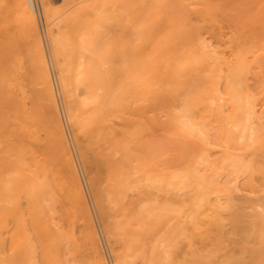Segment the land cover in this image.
<instances>
[{
	"label": "rangeland",
	"instance_id": "374dc122",
	"mask_svg": "<svg viewBox=\"0 0 264 264\" xmlns=\"http://www.w3.org/2000/svg\"><path fill=\"white\" fill-rule=\"evenodd\" d=\"M15 1V2H14ZM83 1V2H82ZM141 1H143L142 2V4L140 3ZM149 1L150 0H148V2L146 1V0H127V2H125V1H122V0H49V3H50V9H51V11L53 12V10L55 11V18L54 19H52L51 20V22H52V24L50 23V21H48L49 19H48V17H47V13H46V8H45V3H44V0H33V4H34V13H35V15H36V19H37V21H38V26H39V29H40V34H41V37H42V41H43V44H44V51H46L45 52V54L47 55L46 57H47V60H48V65L50 66V69H49V71H51V73H50V75L52 76L51 77V79H52V84H53V88H54V91H55V96H56V101H57V105H58V110H59V113L61 112V114H60V118H61V120H62V124H63V128H64V131H66L65 133L67 134L66 136H67V139H69L68 140V143L70 144L69 146H70V151H71V154H72V158H73V161H74V163H75V165H76V168H77V171H78V174H79V178H80V182H81V184H82V187L84 188V192H85V194H86V199H87V205H88V208H89V210H90V218L89 217H87V215L83 212V211H81V210H79L80 209V207H79V205H78V203H76L75 201H74V199L72 200V198H70V196H67V193H65V191H67L68 190V188L70 187L71 188V182H70V180H68V181H66V180H63V179H61V178H64L65 176H66V174L68 175V172H67V170H66V166L64 165V164H62V162H61V160H60V154L57 152V149L55 150V148L54 147H49V145L47 144V146H46V143H51V141H50V138L48 137V136H51L50 134L52 133V131L51 132H49L50 130H51V128H50V126H49V124L48 123H50L51 122V119H49L50 117H52V116H50V115H48L47 113V109L49 108H45L44 106H43V103L44 102H40L39 101V104H40V106H41V109H39L38 111H46L47 113H44L43 112V115H42V112L41 113H39L38 112V114H37V112L34 114V118H37L36 116H38V117H40L41 116V118L43 117V119L42 120H45V122H46V120H48V123L46 124L44 121H42L41 120V118H40V120L41 121H39V123L41 124V125H43V130H41V131H38L37 129H41L42 128V126L40 127L39 126V123L37 124V122L38 121H35L34 120V123L35 124H37L36 126H35V124H33L32 122V124L31 123H26V125L24 124L25 122H23L24 120H23V118H25V117H23V116H21L22 114H24V108H22L21 107V110L20 111H22V112H20L21 113V115H20V113H19V110H17L20 106H27L26 108H27V110L26 111H29V113H32V108H35V109H38V107H37V105L35 106V105H33V104H35L34 102H35V99L32 97L34 94H33V92L35 93V91H33V90H42V84L41 83H39V81L37 80H35V79H37V78H40V76H37V75H35V74H37V71H35V69L34 70H30V63L28 62V58H31L32 60H33V58H34V56H35V53L33 54L32 52H33V50H35V49H30L31 48V46H32V48H33V44L31 45V42H33L32 41V37L31 36H27V33H25L26 31L27 32H29L30 31V28H28V27H25V25H24V23H25V21H24V18H23V16L24 17H26L25 16V14L22 12V14L20 13L21 11L20 10H17L18 8H19V5H21V4H19L18 3V0H0V73H1V71H4L3 73H4V75L7 73L6 71H8V73H9V75H10V78L11 79H8L9 78V75H7L8 77H7V79H6V77L4 76V77H1V75H0V78L2 79V81L4 82H2L3 84H1V82H0V199L2 200H0L1 202H2V206H1V202H0V206L2 207H0V225L2 226V227H0V264H95V260H97L98 258L101 260V261H103L105 264H148V262H149V260L151 261V262H149V264H151V263H155V264H169V262H170V264H172V262H173V260L175 259V262H173V264H195L196 262H195V260L197 259V255H198V258H199V260H200V264L201 263H205V264H223V262L221 261L222 259H223V257H225V256H227V255H231V254H234L235 252H234V247H235V245H236V240H239L240 238L242 239L243 237H242V233H244V224H246V219H248V218H250V217H256V215H257V213H260V210H261V208L259 209V207L258 206H256V205H258V202L260 201V199H259V201L256 199V197H262V199H263V195H264V193H262V191L261 190H263L264 188H263V186H264V178H263V173L261 174V171H259L258 170V168L259 167H262V168H264V160L262 161V162H259L258 160H257V158H256V155L258 154V153H261V157H259L260 156V154H258L257 156H258V158H262V159H264V142H262L261 143V145L258 147V145L259 144H256V143H258V142H256L255 144H253V146L251 145V143H249L251 140L252 141H254V140H257V141H259V138L261 137V139H262V136H264V134L262 135V136H260L259 137V135L261 134V133H264V129L262 128V126H264L263 124L260 126L263 130H261L259 133H258V136L257 137H255V135H252V138L250 139V140H248V139H246L245 140V138H241V137H239L237 134H239L237 131H236V127H234V128H230V126H228V124L226 125V126H228V127H225V126H222V124H221V122H227V117L228 116H226V118H224L225 116H223V115H226V113L228 114V110H227V105L226 106H224V104L227 102L226 100H225V83H226V78L223 76V80H220L219 78L217 79V75H219V74H222L223 75V73L225 74L226 73V70H227V72L230 74V75H232V76H234V77H236L237 78V82H239L238 84H239V86H238V89H239V91L241 92V93H243V94H246L247 92H249L250 93V95H251V98H252V100L254 101V110H255V115H256V118H257V121L258 122H262V123H264V105H263V101H264V33L262 32V31H264V23H263V26H262V24L260 23V21L261 22H264V21H262L263 19H264V17H263V13L264 12H260L261 10H262V8L261 7H263V9H264V2L262 3V4H259V3H261L262 1H264V0H256V1H258L257 2V4H259V5H261V6H259V5H257L255 2H252V1H250V0H244V2H242L243 0H241V3H242V6H241V4H240V0L239 1H237V0H235V2L237 3V4H240V6L241 7H243V4H246V5H244V7L242 8V9H244L245 10V7L247 6V8L250 10L251 9V11H249V13L250 12H252L253 13V20H250L251 21V23L253 24H250V25H248V24H242V25H244L243 26V29L245 30V32H243V30L240 28V29H238L239 27H242V26H240L239 25V27L237 26V25H235V24H238V22L240 23L241 22V19H242V21L244 22V21H246V18H250V17H252V16H250V15H252V13L251 14H245V13H248V12H246V11H242V9H241V7H239V5H237L236 3H235V5H237V8L235 7V5L233 6L232 4H231V2L232 3H234V0H231L230 1V4H231V6H229L228 5V7H227V4H229L227 1L228 0H226V2H225V0H216V2L214 3V1L215 0H195L194 1V3L195 2H199L198 3V5L196 6V4H193V2L191 1V0H189L192 4H187L186 2V4H184V2H182V5H185L184 7H183V11H187V12H185V14H183V13H179L178 11V6L176 7V6H173V5H176L177 3L179 4L180 2V0H176V2L177 3H175V4H173L172 5V3L173 2H175V0H171L172 2H171V5H172V7H174L175 9H176V11H177V13L178 14H180V15H182L183 14V16H185V17H181V16H179L180 18H177L176 19V22H170V20H168V17H170V18H172V16H173V18L172 19H175V17H177V16H175L173 13H175V11L173 12V13H169L168 11H170V12H172L171 10L173 9L172 7V9L171 8H169L168 9V7L169 6H171L169 3H170V0H167V1H169V3L167 4L168 6H167V9L165 8V10L166 11H164V7H163V11H164V13H166V15L161 11V9L160 8H162L161 7V1H162V3L164 2H166V1H163V0H161V1H159V0H157L158 1V5L157 6H159V8L158 7H156L155 9H157V11L160 9V11L163 13V16H165L162 20V23H160V24H158L159 22H161V20H160V17H162L161 16V12H159L160 13V16H158V18H157V14H158V12H156L155 13V9H153V11H154V13H155V18H156V21L154 20V17H153V15L151 16V15H149V14H151V12H148V10L147 9H149V11L151 10L150 8L152 7H150L149 5H151L152 3H153V7L152 8H154L155 6V4H156V2L157 1H155V0H152V1H150L151 3L149 4ZM184 1V0H183ZM220 1V2H219ZM247 1H250V2H252L253 4L252 5H250V4H248V2ZM81 2V3H80ZM85 2V3H84ZM125 2V4H123ZM130 2H133V4L130 6ZM136 4H135V3ZM140 3L142 6V8H143V6H146L145 4L146 3H148L147 5L149 6L147 9H146V11H141V9H140V11H138L139 9L137 8V9H135L134 10V8L132 9V6H134V7H139L140 6V4H138V3ZM217 2H219L220 4H218ZM223 2H225V3H223ZM249 2V3H250ZM80 3V4H79ZM128 5H127V4ZM44 4V5H43ZM135 4V5H134ZM166 4H165V6H166ZM177 4V5H178ZM204 4H205V6H204ZM225 4H226V6H225ZM66 5V6H65ZM70 5V6H69ZM125 5H127V6H125ZM186 5L187 6H191L192 5V10L190 9L189 10V8L188 7H186ZM193 5H194V8H193ZM223 5V6H222ZM249 5V6H248ZM61 6H64V7H61ZM128 6H130L129 8L130 9H128ZM164 6V5H163ZM181 6V5H180ZM179 6V7H180ZM202 6V7H201ZM224 7L223 9L224 10H226L227 12H225L223 15H224V17H222V13H221V11L222 12H224L223 10H221L222 9V7ZM261 8L260 9V11H258L259 10V7ZM67 9H66V8ZM195 7H197V8H195ZM227 7V9H225ZM232 7H235V8H233V9H231ZM54 8V9H53ZM58 8V9H60V11L58 12V9L56 10V9ZM62 8H63V10H62ZM146 8V7H145ZM181 8V7H180ZM201 8V9H200ZM229 8V9H228ZM247 8H246V10H247ZM22 9V8H21ZM124 9V10H123ZM144 9V8H143ZM142 9V10H143ZM182 9V8H181ZM218 9V10H217ZM240 9V10H239ZM255 9V10H254ZM256 9H257V11L258 12H260L259 13V15H261L262 16V18H260V16L258 17V18H260L261 20H259L257 17H256V14H254L255 12L254 11H256ZM129 10H132V11H129ZM134 10V11H133ZM138 11V12H135V11ZM229 10H231V11H229ZM254 10V11H253ZM125 13H124V12ZM183 11H181V12H183ZM215 12V11H217V13L216 14H218V13H220V14H218L219 16L221 15V18H225V17H227L225 14H229V15H231L230 17H233V18H231L230 20H229V18L230 17H227L226 19H223L224 20V24H223V22L222 21H220V17H219V19L217 20H214L216 17L218 18V16L216 15V17L213 15V16H211L213 13L212 12ZM229 11V12H228ZM264 11V10H263ZM129 12H131L132 13V15L134 14V17H135V15H137L136 17H137V19H139V17H140V20L141 19H144V21L145 22H147L146 20V17L147 18H149L148 19V23H153V24H151V25H149L148 26V24L146 23V25H145V28L143 27V25H142V23L144 22V21H140L139 20V22L132 16L130 19H132L133 20V18H134V20L135 21H137V23H139L140 24V26H141V28L142 29H144L143 31H144V33H142V35H141V33L139 34V35H141L142 36V39L141 40H137V39H140V37L138 36H136L135 34L136 33H134L137 29L136 28H138V27H136L135 28V26H132V24H133V22H132V20H131V22L130 21H126V19H127V17L129 16L130 17V15L128 14ZM140 12L142 13V14H145V15H142L141 14V16H143L142 18H141V16H140ZM208 12L211 14H208ZM234 12V13H233ZM241 12H243V14L242 15H244V17L243 16H241ZM20 13V14H19ZM130 13V14H131ZM153 13V12H152ZM167 13H169V14H167ZM237 13H240V14H238L237 15ZM121 14H123L122 15V18H120L121 16ZM201 14H203V15H201ZM234 14H236V15H234ZM21 15V16H20ZM23 15V16H22ZM52 15H53V13H52ZM57 15H61V17H59V16H57ZM138 15H139V17H138ZM159 15V14H158ZM240 15V16H239ZM246 15H248L247 17H245ZM254 15H255V17H254ZM124 16V17H123ZM167 16V17H166ZM188 16H189V18L191 19H189L188 18ZM257 16H258V14H257ZM199 17H202V18H199ZM213 17H214V19H213ZM235 17V18H234ZM238 17H242V18H240V20H239V18ZM21 18V19H20ZM152 18H153V20H152ZM199 18V19H198ZM206 18H209V19H206ZM238 19V21L237 22H234L235 21V19ZM254 18H256V19H258L259 20V22H257V23H259L258 25H257V23L255 22V24H254V20L255 21H257L256 19H254ZM60 19V20H59ZM159 19V22L157 21ZM169 21V23H168V21ZM189 19V20H188ZM202 19V20H201ZM234 19V20H233ZM244 19V20H243ZM128 20H129V18H128ZM149 20L150 21H152V22H149ZM178 20V21H177ZM207 20V21H206ZM209 20V21H208ZM222 20V19H221ZM228 21V22H226V21ZM232 20H233V23H234V25H230V23L229 22H232ZM60 21V22H59ZM134 21V22H135ZM173 21H175V20H173ZM217 21V22H216ZM248 21H249V19H248ZM248 21L247 22H244V23H248ZM253 21V22H252ZM124 22V23H123ZM166 22V23H165ZM216 22V23H215ZM219 22V23H218ZM226 22V23H225ZM136 23V22H135ZM155 23H157V25H155ZM192 23H193V25H192ZM200 25H199V24ZM205 23H206V25H205ZM213 23V24H212ZM215 23V24H214ZM242 23V22H241ZM58 24H59V26H58ZM124 24H125V27H124ZM138 24V25H139ZM186 25V26H184V25ZM201 24H203L202 25V28L204 29L203 30V32H202V28L200 27L201 26ZM227 24V25H226ZM261 24V26H259ZM29 25V23H27V26ZM97 25V26H96ZM133 25H135V24H133ZM138 25H136V26H138ZM182 25V26H181ZM199 25V27L197 28V26ZM225 25V26H224ZM245 25H248V26H245ZM256 25V26H255ZM96 26V30H93L92 32H91V34L93 35V34H95V36L97 37L96 39H95V36H93V38L90 36V33H88V32H90V30L92 29V27H93V29H94V27ZM157 26V27H156ZM175 26V27H174ZM176 26L177 27H179V26H181V28H184V27H186V29H183V31H182V29L179 27L178 29L180 30L181 29V31H175V32H177V34H174V33H172L171 35H174L175 37L176 36H179L180 37V34H181V36L183 35V33H186L187 34V31L189 30L190 31V29L193 31V32H189V33H192V35L194 34V36H193V38H192V36L190 37V38H188V40H190V39H193V40H195L193 43H194V45L196 46L197 44H196V42L197 43H200L201 45H202V43L200 42V40H199V37H200V39L201 38H203V41H205L206 40V42H207V44H208V41L210 40L211 41V39H212V41L210 42L209 41V44H208V47H207V44H205L206 45V47H205V49H207V48H209V49H213V51L215 52H213V51H211L212 53H210V51H209V49H207V50H205L204 51V53H203V50L202 49H200V48H198V46H197V48H194L195 46L193 45V43H192V41L190 40L189 42H187L188 40H186L185 41V39H186V37H188V36H190V34L188 35H186V37H183V38H181L180 37V39H182V40H179V38L178 37H176V38H172V37H174V36H172L171 37V35H169L171 32H174V30H176V29H174V28H176ZM193 26V27H192ZM195 26V27H194ZM216 26H218V27H216ZM227 26V27H226ZM237 26V27H236ZM251 26H253V28L251 27ZM79 27H82V28H80L79 29ZM124 27V28H123ZM187 27L189 28V29H187ZM226 27V28H225ZM245 27V28H244ZM248 27V28H247ZM257 27H259V28H257ZM22 28V29H21ZM58 28H59V30H58ZM97 28H99V29H97ZM140 28V27H139ZM140 28V29H141ZM152 28H154V29H152ZM200 28V29H199ZM211 28V29H210ZM212 28H215V29H217V30H213ZM260 28H262L261 30L262 31H260ZM62 29V30H61ZM77 29H79V30H77ZM90 29V30H89ZM125 29V31L123 32V30ZM194 29H196V30H194ZM234 29H237L238 30V32H243V33H236L237 32V30H235L234 31ZM255 29V30H254ZM63 30H65V34L67 35V36H64V35H62V34H59L60 36L62 35V37H63V40H62V38H61V42H64L65 44H71L70 46L71 47H76V48H80V46H82V45H79V44H85L84 46H86L87 44H86V41L87 42H90L91 40H93V39H95L94 41H91V42H94V43H96V40H98L99 39V37H100V40L101 41H105V44L108 42V44L109 43H111V46H115L114 48H112L111 46H109V47H111V48H109V47H107L104 43H103V45L104 46H102V42L100 43V41L98 42V44H99V46H97L96 44V46L99 48V49H97V47L95 48V49H89V50H87L86 49V51H88L87 53H85L86 54V56L88 57V58H94L95 59V57H94V54H93V51H95V53L97 52V53H99V54H105V52L107 51V50H109V52H107V53H109V54H114V55H116L114 58L116 59V60H118L117 58H118V56L120 55V59H121V57H122V59H124V61H116L115 59L113 60V58L111 57V55H109V54H105V55H108V56H110L111 57V59L113 60V61H116L117 63H113L112 65H114L115 66V68H117V66H119V64L120 63H122V64H124V65H127V66H125L124 67V65H123V70L121 69H116V70H119V71H121L120 73H124V71H125V76L124 77H122V75L117 71V73L116 72H111V71H108V69L110 70V67H112V66H106L107 65V63H105V66L103 65H101L102 64V61H101V59L99 60L98 58H100L99 57V55L98 56H96V57H98L97 58V62L93 59L92 61H90V62H95L93 65L95 66V64L96 63H98V61H99V63H100V65L102 66V67H99V66H97L96 65V67H99V68H97L98 70H101L100 68H102V70H107V71H103L102 73H103V75L104 74H106V76L104 75H102V73H99V71L97 70V72L100 74H98L97 72H96V70H94L95 72L93 73L92 71V69H96V67L95 68H92L93 66H92V64H91V70H90V73L89 74H92L93 76L92 77H90L89 75H88V77H87V79H88V83L90 82V84H91V82H94L95 84V86L96 87H94V85H93V87L94 88H96V89H99L97 86H99L100 87V85H105V86H112V84H111V82L114 84V82L117 80V84H116V82H115V84L116 85H121V86H119V87H121V88H124L125 89V94H124V89H120L119 87H118V89H120V90H118V89H116L117 87H114L116 90H118V91H116V90H112V88L113 87H111V89H106V94H107V98H108V100H107V102H108V104H107V102H105L104 103V101L103 100H106L105 98H103V100L102 101H100L99 103L101 104H99L98 102H95V104H94V102H93V104L94 105H96L95 106V108L96 107H98V109L100 110V107L102 108L103 107V105H102V103H104L105 105H104V108H102V110L104 111L103 113V118L105 117V119H106V124L107 125H109L108 123H107V120L109 121V123L112 125V127L113 128H110V125H109V128H108V126L105 124V119H104V125L103 124H101L100 122H102V121H100V118L98 117L100 114H96V115H98L97 117H98V119H94V121H93V126L92 125H90L91 127L90 128H87V127H89V124H91V121H90V123L88 122L92 117V113H101V111H98V109H95V108H93V109H95V110H93L92 109V104H89V103H91L90 102V100L89 101H87L86 100V97H87V99L89 98V96H87V94H85L83 91H81V92H83L86 96H84L83 94H75V87H74V85L75 84H73V81L75 80V77H78V75L77 74H75V72H74V70L72 71V73H71V80H72V84H73V94H72V98L73 99H71V101H73L75 98V102H73V103H70L71 105H73L75 108H79V109H77L78 110V113L80 112L81 113V111H82V113L80 114V115H83V116H86V114L88 115V113L89 112H91V113H89L91 116H88L89 117V119L88 118H86V117H84V119L86 120L87 119V122L84 124V125H82V123L84 122H81L82 121V119L80 120V125L81 126H83V127H86V128H84V129H82V130H84L85 131V133H86V135L84 134V132H80V130L78 131L77 129H75L76 127H75V125L76 124H74V122L71 120V119H69L70 117L68 116V113H67V109H68V106H66V104L68 105V103H67V101H66V98H65V96H64V94H63V89H62V87H61V84H60V77H59V75H60V73H59V70H57L58 69V63H57V60H56V58L54 59V57H53V55L54 54H52V48H53V46H51L52 45V31H55V33L56 34H58V33H61V31H62V33H63ZM80 30H84V31H80ZM127 30V31H126ZM134 30V31H133ZM169 30V31H168ZM185 30V31H184ZM187 30V31H186ZM227 30V31H226ZM231 32H230V31ZM241 30V31H240ZM252 30H254V31H252ZM258 30V31H257ZM15 31V32H14ZM68 31V33H66ZM77 31V32H76ZM138 31H140V30H138ZM164 31H165V33H166V35H167V33H168V35H169V37H171V38H169L168 37V35L166 36L165 35V33H164ZM195 31H196V33H195ZM262 32L261 33V35H259V33H258V35L256 34L257 32ZM58 32V33H57ZM85 32V33H84ZM96 32L100 35H98V34H96ZM141 32H142V30H141ZM201 34H200V33ZM78 33H79V35H84V34H89L88 36H89V38H87L88 36L87 35H84V36H81V37H79V35H78ZM84 33V34H83ZM153 33V34H152ZM7 34H8V36H7ZM29 35H31L30 33H28ZM144 34V35H143ZM198 34H200V35H198ZM238 34V35H237ZM263 34V35H262ZM59 35H58V37H59ZM69 35V36H68ZM78 35V36H77ZM163 35H165V38H167L166 39V41L167 42H165L164 40H163V38L161 39V37L163 36ZM195 35L197 36V37H195ZM257 35V36H256ZM11 36V37H10ZM86 36V41L84 42L83 40H82V37H83V39H84V37ZM136 36V37H135ZM184 36V35H183ZM249 36V37H248ZM252 36H253V38H252ZM258 36H260V37H258ZM16 37V38H15ZM26 37V38H25ZM27 37H29V41H28V39H27ZM65 37H66V39L68 40V41H72V42H68L67 40H64L65 39ZM160 37V42H157L158 41V38ZM164 37V36H163ZM237 37V38H236ZM90 38H91V40H90ZM164 38V39H165ZM178 38V39H177ZM249 38V39H248ZM255 38V39H254ZM27 39V40H26ZM51 39V40H50ZM59 39H60V37H59ZM71 39V40H70ZM169 39V40H168ZM177 39V40H176ZM81 40V42H79ZM161 40H163V41H161ZM177 42H176V41ZM244 40V41H243ZM14 41V42H13ZM117 41V42H116ZM136 41H138V42H136ZM142 41H144V42H142ZM169 41V42H168ZM174 41H175V43H174ZM178 41H179V43L181 42V41H183L182 43H183V45L185 44L186 46H182L181 44V46H179V48H180V50H186V53L185 54H183L184 56H186L185 57V59H186V61L184 62L183 60H185V59H182V60H178L177 58V60L174 58L173 60V64L175 63V60L178 62V63H176V64H174V65H176L177 66V68H179V66L178 65H180V67H181V63L184 65V64H188V65H186L187 67H185V65H184V67H183V69H177L175 66L174 67H171L169 70L173 73V76H172V73L171 72H169V70L167 71V69H166V71L165 72H167L165 75H169V76H172V78L173 77H178V76H175V75H179V78H178V81H177V79L175 78H173L174 79V81L175 82H177L178 83V85H176V83H175V86H173L174 84V82H173V80H171V78L168 76H164L163 77V75H164V72H163V69L162 70H160V68L158 69V67H157V63L155 64V63H153V59L152 58H154V60L157 62V60L156 59H158L157 57H162V56H160L159 55V53L163 50V48H164V46H165V44H167V43H171L172 42V46H174V44H176V43H178ZM185 41V42H184ZM251 41V42H250ZM162 42H164L165 44L163 45V43ZM3 43V44H2ZM64 43H62L63 45H65ZM115 43H117V44H115ZM156 44V47H155V45L154 44ZM162 43V45H163V47L162 46H160L159 47V45ZM179 43L178 44H176V48H177V45H179ZM107 44V45H108ZM115 44V45H114ZM134 44V45H133ZM137 44V45H136ZM138 44H139V49H137L138 48ZM257 44H259L258 46H257ZM31 45V46H30ZM62 45V47L64 48V46ZM92 45V44H91ZM110 45V44H109ZM118 45H119V47H118ZM124 47H123V46ZM133 45V46H132ZM135 45H136V47L137 48H135ZM152 45V46H151ZM191 45H193V47L191 46ZM210 45V46H209ZM212 45H214V46H212ZM29 46V47H28ZM69 46V47H70ZM94 46V45H93ZM106 46V47H105ZM122 46V47H121ZM257 46V47H256ZM102 47V48H101ZM104 47L105 48H108L107 50H105L104 49ZM158 47V48H157ZM183 47V48H182ZM190 47V48H189ZM260 47H262L261 49H260ZM65 48H67L68 49V47H65ZM64 48V51H66L67 49H65ZM78 48V49H79ZM92 48V47H91ZM167 48H170V45L168 44V46L166 47V49ZM248 48H250V50H252L251 48H253V49H255L254 50V54H252V51H250L251 53H249V51L247 50ZM102 49H103V51H102ZM115 49V50H114ZM170 49H172L171 51L173 52H175V47H172V48H170ZM178 49V48H177ZM244 49V50H243ZM80 50V49H79ZM169 50V49H168ZM190 50V51H189ZM196 50V51H195ZM216 50H217V52H216ZM222 51L221 53H223V54H221L220 53V51ZM246 50V51H245ZM258 50V51H257ZM5 51V52H4ZM13 51V52H12ZM77 51V50H76ZM112 51V52H111ZM163 51H166L165 49L163 50ZM162 51V52H163ZM178 51V50H177ZM191 51H195V53H196V55H195V53L193 54ZM240 52V54L243 56H241L240 58V60H241V62H239L237 65H235V67L233 66V65H230L231 64V62H230V60H231V57H232V53L233 52ZM67 52V51H66ZM85 52V51H84ZM117 52L119 53V52H121V53H119V55L117 54ZM208 52V53H207ZM219 52V53H218ZM261 52V53H260ZM20 53V54H19ZM148 53H151V54H153V56L151 57L150 56V54H148ZM164 53V52H163ZM202 53V56L203 57H206V59L205 60H201L200 58H199V56H200V54ZM218 53V54H217ZM69 54V53H68ZM68 54L67 55H65V53L63 54V56L65 55V57H67L68 56ZM148 54V55H147ZM161 54V53H160ZM166 54V56L167 55H169L168 54V51L165 53ZM186 54H188V55H186ZM209 54V61L207 60L208 58V55ZM211 54V55H210ZM212 54H214V55H212ZM10 55V56H9ZM70 55V54H69ZM92 55H93V57H92ZM104 55V56H105ZM155 55H156V57H155ZM174 55V54H173ZM183 55H175L176 57L177 56H180V57H182ZM195 55V56H194ZM206 55V56H205ZM256 55V56H255ZM26 56V57H25ZM102 56V55H101ZM148 56H150V57H148ZM174 56V57H175ZM197 56V57H196ZM213 56V58H210V57H212ZM107 57V56H106ZM147 57V58H146ZM168 57V56H167ZM202 57V58H203ZM27 58V59H26ZM87 58V59H88ZM108 59H106V58H102V59H105V60H109V61H111V59H109V57H107ZM196 58H197V60H198V62H197V60H196ZM27 61H26V60ZM136 59H138V60H136ZM141 59H143V61H141L140 62V60ZM147 60V61H145V60ZM160 59V58H159ZM158 59V60H159ZM179 59H181V58H179ZM217 59V60H216ZM257 59V60H256ZM17 60V61H16ZM68 60V59H67ZM89 60V59H88ZM152 60V61H151ZM167 60V58L165 59V58H163V61H166ZM200 60V61H199ZM214 60V61H213ZM215 60L217 61V62H215ZM224 60V61H223ZM4 61V62H3ZM101 61V62H100ZM112 61V62H113ZM137 62V64H136V62ZM149 61H150V64H148L149 63ZM154 61V62H155ZM160 61V60H159ZM161 61H162V59H161ZM161 61H160V63H161ZM163 61H162V66H164L165 64H167V62H165V63H163ZM167 61H169V59L167 60ZM181 61H183V62H181ZM195 61L197 62V63H195ZM219 61V62H218ZM223 61V62H222ZM1 62H3L2 64H1ZM71 62H72V60H71ZM104 62V61H103ZM111 62V63H112ZM131 62V63H130ZM133 62V63H132ZM140 62V63H139ZM144 62H146L144 65H143V63ZM194 62V63H193ZM205 64V62H207L205 65L203 64V63ZM227 62V63H226ZM68 63L70 64V62L68 61ZM127 63V64H126ZM139 63V64H138ZM152 63L153 64H155V66L157 67H155L156 68V70H155V68L153 67V65H152ZM203 64V66L202 65H200L201 66V68H200V66L198 67V69L200 68L201 69V71H203L204 69H205V75H207V77L209 78H206V76L205 75H203L202 74V72L201 71H199L196 67H194L195 65L196 66H198L199 64ZM252 63V64H251ZM13 64V65H12ZM28 64V65H27ZM104 64V63H103ZM109 64H110V62H109ZM129 64V65H128ZM132 64L136 67L135 68V70H134V72L136 71V75H137V73H139V74H142V78L140 79V80H142L144 77H145V75H144V71L142 72V73H140V71L141 70H137V69H141V67H139V66H142L143 67V69L145 70V74L146 75H148L149 73V75L148 76H150V78L149 77H147V78H149L150 80H157L158 78L160 79L161 78V75H162V78L163 79H166L165 77H167V79L169 80L170 79V83H171V81H172V83L171 84H173L172 85V87L170 86H167L168 84H167V82H166V84H165V86H164V83L165 82H163V79H162V83H163V85H161L162 83H160V80L158 79V84H160L162 87H160L159 88V86L156 88V87H154V86H152V90H155V91H157V92H153L154 94H151V93H146L145 94V97H143V95L144 94H141V93H145V92H143V90L142 89H144L142 86H139V84H138V86L140 87L139 89H141L140 91H139V89L137 90L138 91V93H136V95L134 96H132L130 93V96L131 97H138V98H136V99H138L137 100V102H136V99H134V98H131L130 99V97H128L129 96V94H127L128 92H129V90H130V85H131V82H128V85H129V88H126V81H124L125 79H129V80H131L132 79V77H134V75H135V73L133 72V69L131 68L132 67ZM158 64H159V62H158ZM192 64V66L191 67H194L193 68V72H191V69L189 68L190 66L189 65H191ZM195 64V65H194ZM27 65V66H26ZM72 65V64H71ZM117 65V66H116ZM139 65V66H138ZM150 65H152V68L156 71V73H155V71H151V69H149L150 70V72H148V74H147V69L148 68H150ZM227 65V66H226ZM246 65V66H245ZM9 66V67H8ZM29 66V67H28ZM32 66V65H31ZM70 66V65H69ZM138 66V67H137ZM147 66V69L145 68ZM159 66V65H158ZM162 66H161V68H162ZM173 66V65H172ZM206 66V67H205ZM222 66V67H221ZM231 66V67H230ZM233 66V67H232ZM256 66H258V67H256ZM5 67V68H4ZM17 67V68H16ZM21 67V68H20ZM108 67V68H107ZM119 67H122L121 65L119 66ZM127 67V68H126ZM211 67V68H210ZM216 67V68H215ZM254 67H256L255 69H254ZM15 68V69H14ZM34 68V67H33ZM33 68H31V69H33ZM72 68V67H71ZM104 68V69H103ZM107 68V69H106ZM114 68V67H113ZM112 68V69H113ZM129 68V69H128ZM186 68V69H185ZM190 69V71L189 70H187V69ZM223 68V71H222V73H221V69ZM124 69H127V70H124ZM130 69H132L131 71V73H130ZM165 69V68H164ZM195 69H197V71H195ZM218 69H220V70H218ZM14 70V71H13ZM115 70V71H116ZM157 70H160V71H162L163 73H159V72H157ZM255 70V71H254ZM257 70V71H256ZM16 71V72H15ZM17 71H18V73H17ZM33 73H32V72ZM113 71H114V69H113ZM127 71H129V72H127ZM177 72V73H174V72ZM182 71V72H181ZM199 71V72H198ZM211 71H213V73L211 72ZM11 72V73H10ZM15 72V73H14ZM92 72V73H91ZM111 72V73H110ZM153 74H152V73ZM182 74H181V73ZM190 72V73H189ZM201 72V73H200ZM208 72V73H207ZM35 73V74H34ZM108 73H110V74H112V75H110V74H108ZM119 74V75H121V76H119L118 75V77L116 76V74ZM154 73L155 74H157V73H159V74H161L160 75V77H158V75L156 76H154ZM193 73V74H192ZM203 73H204V71H203ZM207 73V74H206ZM210 73V74H209ZM211 73L213 74V75H211ZM219 73V74H218ZM247 73V74H246ZM16 74H17V78L18 79H16ZM59 74V75H58ZM76 76H75V75ZM98 75V77L97 76H95V75ZM115 74V76H116V78L115 77H113V75ZM153 76H152V75ZM175 74V75H174ZM211 75V76H213V77H215L216 76V80H217V82L220 80V81H222L221 83H220V86H219V83H218V85H215V86H217L216 88H217V90L219 91L218 93H215V91H214V94L213 95H211L212 93H213V91L211 92L209 89L211 88L212 89V84H211V80L210 79H212L213 80V82L212 83H214V78H211L209 75ZM215 74H217V75H215ZM112 76L111 78H113L114 79V82L113 81H111L110 83H109V79H111V78H108L109 76ZM135 75V76H136ZM195 77H198V78H195ZM215 75V76H214ZM254 75V76H253ZM36 76H37V78H36ZM102 76V78H103V80H101L100 79V77ZM139 76H141V75H139ZM138 76V77H139ZM144 76V77H143ZM152 76V77H151ZM190 76V77H189ZM202 76V77H201ZM241 76V77H240ZM26 77H28V78H26ZM74 77V78H73ZM104 77H106V78H104ZM120 77H122V78H120ZM145 77V78H146ZM156 79H155V78ZM158 77V78H157ZM188 79H187V78ZM192 77H193V79H192ZM219 77H222V76H219ZM254 77H259V81H257V78L256 79H254ZM261 77H263L262 78V80L260 79ZM3 78H5L4 80H3ZM13 78V79H12ZM95 78H98L97 80H98V84H96L97 82H95L96 81V79ZM144 78V79H145ZM152 78H154V79H152ZM182 78H184V79H182ZM192 79V82L193 83H189L188 81H191V79ZM203 78V79H202ZM225 78V79H224ZM243 78V79H242ZM32 79V80H31ZM36 81L35 83H37V85L36 84H34V80ZM78 79H80V77L78 78ZM112 79V80H113ZM120 79L121 80H123V82L126 84H124L123 85V83L120 81ZM166 79V80H167ZM197 80V79H199V81H198V83L196 82V84H198L199 85V83H200V86L201 87H203V89H206L207 88V94L208 93H210V95H211V97H208V99H205L204 98V96L207 98V96H209V95H207L206 94V92H205V94H203L202 93V91L200 90V94L199 93H197L198 95H204V96H202V97H199V98H203V100H205L204 102H209L210 100L211 101H213L212 99H214V101H216L215 100V97L218 99L217 101H216V103H218V106L216 105V106H214V102L212 103V104H210L209 105V103H208V105H207V103H206V105L208 106V108L206 107V106H197L198 105V103H199V105H201V100L199 99V101H198V103H196V106L198 107V109H197V111H193V112H198V113H194V118H196V119H199V121H197V126H199V123H200V118H202L201 119V123L203 124L204 122H206L205 120H207V123L205 124L204 123V125H206V127L208 126L209 127V131H210V128L212 129V127H213V129L214 128H219V130L218 129H216V130H218V131H216V130H214L215 131V133L214 134H212L213 133V129L211 130V132H207L208 130H206V128H205V126L204 125H202V124H200V126H202L201 128H202V130L200 129V127H198V131H203L202 133L204 134V132H205V130H206V133L205 134H208V135H205V137L207 138L206 140H205V142H204V136H202V133L200 132V133H198V131H197V134H199L198 136H199V139H198V137L197 136H195V134H193V135H190V133H186L188 130L187 129H185V130H187L186 132H185V130L184 129H182V128H180L177 124H178V122H175V121H178V120H176L177 118H175L174 117V114L175 113H178V112H181L182 110V108L181 107H183V108H185L184 106H186L187 105V99H185V98H187V97H185L184 95H186L185 93H183L184 91L185 92H188V90L187 89H189V88H187V84H189V86H192L191 84H195L194 83V81L195 80ZM201 79H202V81H201ZM205 79V80H204ZM206 79H208V81L206 80ZM8 80V81H7ZM12 80V81H11ZM18 80V82H14V81H17ZM19 80H21L20 82H19ZM27 80L29 81V83H30V85H28L29 83L27 82ZM76 80H77V78H76ZM91 80V81H90ZM101 80V81H100ZM147 80V79H146ZM184 80V81H183ZM31 81V82H30ZM33 81V82H32ZM78 81V80H77ZM105 81H108L107 83H109V84H105V83H103V82ZM118 81H120L121 82V84H120V82L118 83ZM9 82V88H10V86L12 87L11 88V90L7 87V83ZM145 82H147V81H145ZM181 82V84H179ZM183 82H184V84L186 85H184L183 84ZM188 82V83H187ZM201 82H202V84H201ZM256 82H258V83H260V85L258 84V83H256ZM13 83H16V84H14V85H12ZM19 83V84H18ZM40 85H39V84ZM102 83V84H101ZM130 83V84H129ZM246 83V89H247V92H246V89H245V86H244V84ZM11 84V85H10ZM26 84H27V86H26ZM82 84V83H81ZM81 84H79L80 85V87H81ZM93 84V83H92ZM92 84H91V86H92ZM140 84H144V82H140ZM170 84V85H171ZM183 84V85H182ZM215 84H217L216 82H215ZM2 85V86H1ZM136 85V84H135ZM157 85V84H156ZM155 85V86H156ZM182 85V86H181ZM206 85V86H205ZM244 86V90H243V86ZM15 86H17V87H15ZM82 86H84V84L82 85ZM124 86V87H123ZM178 86V87H177ZM180 86H181V88H180ZM184 86V87H183ZM215 86L213 87V88H215ZM251 86H254L255 87V89L256 90H253V88H251ZM14 87V88H13ZM21 87L23 88V89H25L24 91H22V89H21ZM39 87V88H38ZM80 87H78L79 89H80ZM85 87V86H84ZM166 87H168L167 89V91H166ZM180 88V89H182V90H179V89H177V88ZM205 87V88H204ZM220 87V88H219ZM241 87V88H240ZM261 87V88H260ZM6 88H8V89H6ZM31 88V89H30ZM77 88V89H78ZM82 88V87H81ZM160 89V91L159 90H157V89ZM171 88V89H170ZM172 88H174V90L175 89H177L178 90V93L177 94H181L180 96H178L177 95V97H175L174 95H175V92H177V90L174 92V90L172 89ZM186 88V89H185ZM192 88H196V86L194 85V86H192ZM198 88H199V86H198ZM44 89V88H43ZM77 89H76V91H77ZM127 89V90H126ZM151 89H147L148 90V92L151 90ZM190 89H191V87H190ZM260 89H263V91H261ZM8 92H7V91ZM45 90V89H44ZM43 90V92L45 93V91ZM81 90H83V88L81 89ZM171 90H173V92H174V95H172L173 93H171ZM187 90V91H186ZM214 90V89H213ZM251 90V91H250ZM257 90H258V92H260V94L258 93L257 94ZM9 91L10 92H12V93H9ZM22 91V92H21ZM97 91V90H96ZM98 91H101V89L100 90H98ZM97 91V92H98ZM120 91H122L121 93H120ZM166 91V92H165ZM182 93H181V92ZM210 91V92H209ZM37 92V91H36ZM40 92V91H39ZM78 92H80V90H78ZM245 92V93H244ZM23 93H24V96H23ZM117 93H120L122 96H120V95H116ZM123 93V94H122ZM202 93V94H201ZM220 93H221V95H220ZM249 93H247V94H249ZM28 94H31L30 96L32 97V98H29V95ZM42 93H39V95H41ZM101 94H103V92L101 93ZM106 94H103V95H106ZM182 94H183V96H182ZM223 94V95H222ZM36 95H37V93H36ZM35 95V96H36ZM39 95H37V96H39ZM45 95V94H44ZM83 95V96H82ZM89 95V94H88ZM102 95V96H103ZM110 95H112V96H110ZM150 96V98H149V96ZM76 96V97H75ZM115 96V97H114ZM117 96V97H116ZM126 96H127V100H134V101H123V99H125L126 98ZM146 96H148V98H149V100L147 99L146 100ZM171 96V97H170ZM197 96V95H196ZM214 96V97H213ZM223 98V102H221L222 100H221V97ZM21 97V98H20ZM25 97L27 98L28 97V100L26 99L25 101V103L26 104H24V99H25ZM40 97V96H39ZM104 97V96H103ZM120 97H122V99H120ZM142 97V98H141ZM213 97V98H212ZM85 98V99H84ZM109 98H110V100L112 101V102H114V104H117L116 105V109H117V106L118 105H120V106H118V109H117V111H116V109H115V111H114V109H113V111H114V113L112 112V111H109V110H111L110 109V107H113V108H115L114 107V105H112V102L109 100ZM118 98V99H117ZM143 98H145V100L147 101H142V99ZM171 98H173V99H171ZM183 98V99H182ZM197 98V97H196ZM211 98V99H210ZM22 99V100H21ZM34 99V100H33ZM41 99V97L39 98V99H37V101L38 100H40ZM45 99V98H44ZM64 99H65V101H64ZM90 99V98H89ZM175 99V100H174ZM183 101H182V100ZM184 99H185V102H184ZM210 99V100H209ZM31 100L32 101H34V102H31ZM144 100V99H143ZM172 100H173V103H172ZM181 100V101H180ZM220 100V101H219ZM21 101H22V103H21ZM80 101H82V102H80ZM85 101H87V104H88V106H87V104H83V102H85ZM111 103H110V102ZM46 102H47V100H46ZM66 102V103H65ZM102 102V103H101ZM120 102V103H119ZM139 102V103H138ZM146 102V103H145ZM169 102V103H168ZM181 102V103H180ZM185 103V105H183L184 103ZM221 102V103H220ZM262 102V103H261ZM110 103V104H109ZM122 103V104H121ZM127 103H131V104H128L127 106H126V104ZM133 103V104H132ZM136 103V104H135ZM149 103V104H148ZM152 105H151V104ZM171 103H172V105H171ZM183 103V104H182ZM223 103V104H222ZM260 103V104H259ZM23 104V105H22ZM31 104V105H30ZM36 104H38V102H36ZM75 104V105H74ZM125 104V105H124ZM138 104V105H137ZM148 104V105H147ZM165 104V105H164ZM171 105V107L169 106V105ZM176 106H174V105ZM178 104V105H177ZM182 106H181V105ZM203 104V103H202ZM220 104H221V106L223 105V109L221 110L220 108H221V106H220ZM30 105V106H29ZM48 105V103H46V106ZM84 105V106H83ZM99 105H100V107H99ZM110 105V106H109ZM112 105V106H111ZM124 105V106H123ZM133 105H135L136 106V108H135V106H133ZM31 106H32V108H31ZM40 106H39V108H40ZM78 106V107H77ZM106 106H108L107 108L109 109H105V107ZM133 106V107H132ZM143 106V107H142ZM150 106V107H149ZM152 106V107H151ZM154 106V107H153ZM157 106H159V108H157ZM179 106V107H178ZM196 106H194V108H196ZM215 108H214V107ZM87 107V108H86ZM122 107H124L125 109L123 110V112H124V114L122 113ZM141 107V108H140ZM160 107H163V109L164 110H161L162 108H160ZM170 107V108H169ZM173 107H174V110H172L173 109ZM87 109V110H84L83 111V109ZM91 108V109H90ZM121 108V109H120ZM144 108V109H143ZM180 108V109H179ZM34 109V110H35ZM90 109V110H89ZM120 109V110H119ZM129 110V111H131V114H129L128 113V111H126L127 113H125V110ZM132 109V110H131ZM142 109V110H141ZM149 109V110H148ZM150 109L152 110V111H150ZM157 109V110H156ZM169 109V110H168ZM213 109H215L214 110V112H213ZM17 110V111H16ZM81 110V111H80ZM92 110V111H91ZM118 110H119V112H118ZM144 110L145 111H147V112H144ZM168 110V111H167ZM172 110V112H170ZM194 110V109H193ZM196 110V109H195ZM201 110V111H200ZM211 110V111H210ZM35 111H37V110H35ZM35 111H33V113L35 112ZM85 111H88V113L87 112H85ZM95 111V112H94ZM96 111H98V112H96ZM108 112V116L111 118H109L107 115H106V113ZM121 111V112H120ZM137 111V112H136ZM150 111V112H149ZM155 111H157V112H155ZM158 111H159V113H158ZM173 111H176L175 113L173 112ZM109 112H111L112 113V115L110 116V114L111 113H109ZM136 112V113H135ZM150 113V115H149V113ZM151 112H152V114H151ZM165 112V113H164ZM28 113V114H29ZM33 113H32V115H33ZM49 113H51L50 111H49ZM148 115V117H146V115ZM156 113V114H155ZM174 113V114H173ZM225 113V114H224ZM134 114V117L135 118H133V115ZM141 114H143V116L141 115ZM160 114V115H159ZM203 114H204V116H206L205 118H204V116H203ZM213 114V115H212ZM257 114H260L259 116H257ZM31 115V116H32ZM94 115V114H93ZM96 115L94 116V117H96ZM102 115V114H101ZM100 115V116H101ZM124 115V116H123ZM126 115V116H125ZM159 115V116H158ZM162 115H164V117L162 116ZM195 115H197L196 117H195ZM45 116V117H44ZM50 116V117H49ZM171 116V117H170ZM172 116H173V118H172ZM23 117V118H22ZM29 117V116H28ZM69 117V118H68ZM102 117V116H101ZM113 117L115 118V119H113ZM126 117V118H125ZM137 117V118H136ZM152 117V118H151ZM167 117V118H166ZM242 117H244V116H239L238 118H239V120L240 121H244V120H246L245 119V117L244 118H242ZM46 118V119H45ZM82 118V117H81ZM124 118V119H123ZM129 120H128V119ZM148 118H150L149 120H148ZM162 118V119H161ZM174 120V121H172V119ZM175 118V119H174ZM204 118V119H203ZM207 118H209V119H207ZM241 118V119H240ZM255 118V119H256ZM33 118L32 117H29V121H31ZM38 120H39V118H37ZM113 119V120H112ZM141 120V119H143V121H138V120ZM146 119V120H145ZM166 119H167V121H166ZM196 119H194L195 121H196ZM224 119V120H223ZM261 119V120H260ZM26 120H27V122H29L28 121V118H26ZM96 120H98V122H99V124L98 125H96L95 123V121ZM112 120V121H111ZM131 120V121H130ZM148 120V121H147ZM164 121H166V122H164ZM181 121V120H180ZM256 121V120H255ZM256 121V122H257ZM44 122V123H43ZM112 122V123H111ZM120 122V123H119ZM125 122V123H124ZM131 125V123L133 122V126L131 125V128H129L130 126H129V124ZM131 122V123H130ZM141 122V124L143 123V125L141 126V124H139ZM168 122H170V123H168ZM256 122H255V124H256ZM88 123V125H86ZM127 123V124H126ZM136 123H138L137 125H138V128H136L137 126H135L136 125ZM156 123V124H155ZM175 123H176V125H175ZM180 124V126H183V124L184 123H182V125H181V122H179ZM224 123V124H225ZM117 124H120V125H117ZM128 125L127 126V128H126V126H123V125ZM196 124H195V126H196ZM221 124V125H220ZM27 125H29V126H27ZM33 125V126H32ZM106 125V129H105V127H104V131L105 130H107V132L108 133H110L111 132V129L114 131V133H113V131L111 132L112 133V135L110 134V135H108V133H105V132H99V130L96 128V127H98L99 126V128L101 127V126H105ZM113 125H115V126H113ZM144 125L146 126V128L144 127ZM149 125V126H148ZM231 125V124H230ZM258 125H260L259 123H258ZM48 126V127H47ZM139 126H141V127H139ZM204 126V127H203ZM221 126L222 127H225V128H228V129H225V128H223L222 130H220L221 129ZM256 126V125H255ZM35 127V128H34ZM36 127H37V129H36ZM114 127H117V129L116 128H114ZM126 128V130L128 129V130H132L133 132H134V130H135V132L134 133H136V136H135V134H131L130 135V132H131V130L129 131V132H127V131H125V133L123 132V128ZM148 127V128H147ZM161 127V128H160ZM185 128H186V125L184 126ZM207 127V128H208ZM231 127H233L232 125H231ZM257 127V126H256ZM24 128H27V132H30V134H32V135H25V133H24ZM96 128V129H95ZM124 128V129H125ZM197 128V127H196ZM257 128H259V127H257ZM37 131H36V130ZM87 129V130H86ZM90 129V130H89ZM110 129V130H109ZM114 129H116V131H118L117 133H119V131H120V134H121V137H119L120 136V134H117L118 135V137L116 136L115 137V139H112V138H114V136L116 135V132H115V130ZM122 129V130H121ZM140 129V130H139ZM144 129V130H143ZM194 129H195V127H194ZM224 129H225V131L227 132L229 129L231 130V129H233V130H231L230 132H232L233 131V134L234 133H236V135H234V141H235V143H229V141L230 142H233V138H232V136L233 135H229V134H226V132L224 133ZM235 129V130H234ZM47 130H49V131H47ZM98 130V131H97ZM101 130H102V128H101ZM154 130V131H153ZM157 130V131H156ZM184 130V131H183ZM191 131H192V129H190ZM197 130V129H196ZM195 130V131H196ZM47 131V132H46ZM121 131H122V133H124V134H122L121 133ZM138 131H141L140 133L138 132ZM142 131H143V133H142ZM223 131V132H222ZM26 132V131H25ZM40 132V133H39ZM92 132H93V134H92ZM97 132H98V134L100 135V137L101 136H105L104 138L106 139V140H104L102 137V139L101 140H104V142H106V143H108V146H106L107 144H103V143H99L98 144V141H101L100 140V137L99 136H97L98 134H97ZM130 135V138L131 139H129V136H128V134ZM188 132H190V131H188ZM194 132V131H193ZM221 132V133H220ZM46 133H47V135H46ZM48 133H50L49 135H48ZM83 133V134H82ZM90 134L91 135V139L89 138L90 137V135L88 136L87 134ZM151 133V134H150ZM222 133H224V134H222ZM40 134V135H39ZM78 134H81V135H78ZM104 134H106V135H104ZM114 134V135H113ZM137 134H138V136H137ZM196 134V135H197ZM21 135H23L22 137H20ZM44 135V136H43ZM46 135V136H45ZM92 135H93V137H92ZM122 135L123 136H125V137H122ZM152 135V136H151ZM153 135H155V136H153ZM213 135H215L214 137H213ZM226 135V139H225V141H222V142H220L222 139L221 138H223V136H225ZM27 136H29V137H27ZM81 136V137H80ZM112 138H111V137ZM135 136V137H134ZM157 136V137H156ZM203 138H202V137ZM209 136H211V139H210V137ZM236 136V137H235ZM24 137L27 139V138H29V140H27L29 143H31V142H33L31 145L29 144V149L31 150L32 149V151H29L28 150V153L30 154V155H34V156H36L37 158H38V160H40L41 158H44V159H41L40 161L42 162V163H44L47 167L49 166V168H51V169H49V168H47V180H48V182L50 183V190H51V197L54 199H50V196H47L48 197V203H47V200H46V198L47 197H45V198H42L41 196L42 195H40L39 196V194H41V192H40V188H39V186L37 187L36 186V188H35V185H36V183H35V179H36V177H37V172H38V168H37V166L35 165V163H34V161L32 162L29 158H28V156H29V154L28 153H24V148H21V147H19V145H20V143H21V146L22 147H24ZM48 137V138H47ZM85 137H87V139H89V141L90 140H92L91 142H93V144L91 145V147H92V149H94V150H96V153L99 151L98 150V147L97 146H102V147H104V146H106V147H108V149H111L110 150V153H113V154H108V157L110 156V155H117L119 152H117V149H118V147L119 146H115V148H113L114 146L113 145H117V142L119 143L118 145H120L121 147H123L124 149H122L121 150V148H120V154L119 155H117V156H115L116 157V159H117V161L114 159V158H112V159H114L112 162H120L122 159H124L123 161H121V164H125V167H121V168H119V169H121L120 170V174H122L121 173V171H124V170H128V172H131V173H127L126 174V172L124 173L123 172V175L124 174H126V176H127V178H128V176L130 177V179L128 178V179H126L124 182L122 181V183H124L126 186L124 187V188H122V183H121V181H120V185H121V187H118V186H114V185H116V184H118L116 181H117V176H115L116 178H114V179H116V183L114 184V182H113V180L111 179V177L113 176V175H115L116 173H117V175H118V173H119V169L117 168V167H114V166H116V164H114V166L112 165V168L110 169L111 170V172L110 173H108L107 172V170H106V168H104L106 165H109V163H107L108 161H107V157H105V161H106V165H105V162H104V160L102 161V160H98L97 161V159H99V158H97L95 155V153H93L94 151L90 148V147H88V145L90 146V144L88 143V145H87V142L86 141H88L87 139H85ZM107 137V138H106ZM110 139H109V138ZM128 137V138H127ZM152 137V138H151ZM196 137V138H195ZM201 137V138H200ZM247 137V136H246ZM20 138H22V140L20 139ZM80 138V139H79ZM96 138V139H95ZM99 138V139H98ZM127 138V139H126ZM151 138V139H150ZM213 138V139H212ZM235 138H241L242 140L244 139V141H248L247 143H249L250 145H251V147H253V148H250V147H248L247 148V146H244V141H243V146L244 147H246L247 148V150H245L246 152H244V148H242L241 146H239V145H237L239 142H241L240 140H239V142L237 141V139H235ZM45 139H49L48 141L49 142H46V141H44ZM117 139V140H116ZM191 139V140H190ZM210 139V140H209ZM215 139V140H214ZM231 139V140H230ZM254 139V140H253ZM264 139V138H263ZM32 140V141H31ZM79 140H82V141H79ZM120 142H119V141ZM126 140V141H125ZM128 140V141H127ZM137 140H138V142H137ZM149 141V143H148V141ZM158 140V141H157ZM183 140H185V141H183ZM190 140V141H189ZM31 141V142H30ZM44 141V142H43ZM121 141H123L125 144H130V146H132V147H130L129 146V148L128 149H126L125 150V144L122 146V144H120L121 143ZM136 143H135V142ZM152 141V142H151ZM194 141V142H193ZM213 141V145L211 144V142ZM236 141L238 142V143H236ZM261 141H263V140H261ZM44 144H42V143ZM103 142V141H102ZM122 142V143H123ZM141 142H143V146H142V143ZM151 142V143H150ZM158 143V145H157V143ZM163 142H164V144L166 145V146H164V147H168L167 149H168V152H167V149H165V148H163ZM169 142V143H168ZM184 142V143H183ZM208 142H210V144L208 143ZM223 142H228V144H231V147H233L234 146V144L236 145V146H238V147H240V149L238 150L237 149V147L235 146V147H233L232 149H235V151L234 150H230L229 151V149H231V147H229L228 146V144L227 143H223ZM81 143V144H80ZM132 143H133V145H132ZM138 143V144H137ZM141 143V144H140ZM154 143H156L155 145H154ZM183 143V144H182ZM205 143V144H204ZM220 144L221 146H219L218 144ZM253 143V142H252ZM260 143V142H259ZM86 145L87 147H86V149L84 148V147H81L82 145ZM97 144V145H96ZM136 144H137V146H136ZM148 144V145H147ZM160 144V145H159ZM223 144H227L226 146L229 148H225L226 146L225 145H223ZM240 144V143H239ZM15 145V146H14ZM27 145V144H26ZM43 145V146H42ZM111 145H112V147H111ZM151 145H152V147L154 148H156V149H154L153 151H151L150 152V150H152L153 148H151ZM184 145V146H183ZM203 145H205V147L203 146ZM218 145V146H217ZM223 145V146H222ZM233 145V146H232ZM240 145H242V143L240 144ZM246 145H248V144H246ZM18 146V148L20 149V150H16L15 149V151H13L14 150V147H17ZM138 146H142V148L144 149V150H142L140 147H138ZM146 146L148 147H150V148H146ZM161 146H162V148H161ZM194 146V147H193ZM210 146V148H208ZM41 147V148H40ZM102 147H101V149H102ZM109 147H111V148H109ZM137 148L136 150L137 151H133V153H132V150L133 149H135V148ZM146 149H145V148ZM160 147V148H159ZM184 149H183V148ZM221 147V148H220ZM225 149H224V148ZM258 147V148H257ZM130 148H132L131 150H129ZM157 148H159V149H157ZM180 148H182V149H180ZM223 148V149H222ZM250 148V149H249ZM84 149H85V151L87 152V155H86V157H84V154L86 153H84ZM89 149V150H88ZM101 149H100V151H101ZM103 149H106L105 147L103 148ZM108 149H106L107 151H108ZM116 149V150H115ZM141 149V150H140ZM149 149V150H148ZM163 149V150H162ZM243 151H242V150ZM262 149V150H261ZM8 150H11V151H8ZM26 150H27V148H26ZM47 150V151H46ZM98 150V151H97ZM106 150H104L105 152H106ZM125 150V151H124ZM146 150H148V152L146 151ZM156 150H157V152H158V150H160L161 152H159V155L157 154V152H156ZM238 152H237V151ZM14 153H13V152ZM18 151V153L16 154L15 152H17ZM39 151V152H38ZM47 152V153H45V152ZM49 151V152H48ZM89 151V152H88ZM104 151H103V153H104ZM117 152V153H115L114 154V152ZM122 151V152H121ZM146 151V152H145ZM154 151L156 152L155 154H157L156 156H152V154L154 153ZM163 151H165L164 153H163ZM213 151V152H212ZM226 151H228V152H230V154L227 152L226 153ZM257 151V152H256ZM261 151V152H260ZM36 152H38V153H40V154H42V153H45V155L44 154H42L41 156H40V158L37 156V153ZM90 152H92V153H90ZM102 152V151H101ZM109 152V151H108ZM107 152V153H108ZM128 152H131L130 154L131 155H133L132 157V159H134L133 161L134 162H132V159L130 158L131 157V155H129L128 156V154L127 153ZM134 152H136L135 154H134ZM149 152H150V154H149ZM211 152V153H210ZM233 152V153H232ZM84 153V154H83ZM102 153V154H103ZM107 153H104V154H107ZM123 153H125L126 154V156H128V158H129V160L131 159V163H133L134 164V166L133 167H130L129 165L131 164V163H125V162H127V160H125V159H127L126 157H123V156H125V154H123ZM186 154V163L185 162H183V163H179V162H182L183 160H182V157H185V154ZM189 155H188V154ZM239 153V154H238ZM242 153H244V155L242 154ZM50 156H49V155ZM97 154H101V153H97ZM103 154V155H104ZM123 154V155H122ZM149 156H148V155ZM167 154V155H166ZM169 154V155H168ZM171 154V155H170ZM174 154V155H173ZM184 154V155H183ZM205 154H206V156H207V158H202L201 157V155H204L205 156ZM233 154L235 155V156H233ZM39 155V154H38ZM47 155V156H46ZM57 155V156H56ZM90 155V156H89ZM193 155V157H189V156H192ZM197 155V156H196ZM210 155V156H209ZM223 155H226L227 157H229V159H228V161L226 160H224V158L223 157H225V159H226V156H223ZM238 155H239V157H238ZM241 155V156H240ZM24 156H26L27 158H26V160H27V164H25L24 165V163H26V161L24 160L25 158H24ZM54 156V157H53ZM101 156V155H100ZM100 156H98V157H100ZM106 156V155H105ZM114 156H112V157H114ZM120 156H122V159L121 158H119ZM163 156V157H162ZM171 156H173V158L171 157ZM178 156V157H177ZM201 157V159L202 160H206V159H208L207 161H210V162H207L208 164H205L206 163V161H202V160H200V162H203V165L201 164V166L203 167V169L204 168H207V166H209L210 164H211V162L214 164V162H216V161H218L219 160V163H217V165H218V169L219 170H222L223 169V166H225V164L227 163L228 164V162H229V160H235V159H237V158H240V159H238L239 160V162H241V159L242 160H244L243 162H241V164H240V166H244V168H245V165L244 164H246L247 165V172L245 171V170H243V168H242V170L243 171H245L244 173H243V171H241V172H237V174L239 175L238 177H237V179H235L236 178V176L237 175H233V181H236V180H238L236 183H237V187H238V190H237V188H236V186L235 185H233V181H231L230 182V179L231 178H229V174H228V167H227V169H225V170H227L226 171V173H224L225 172V170H224V172H223V170L222 171H218L217 173L216 172H214L215 171V169H212L213 170V173H216L215 174V176L214 175H212L211 173H209V174H207V173H205L206 175H207V177H206V175H204L203 173H202V167L201 166H197V162L199 163V158L198 157ZM221 156H223V157H221ZM232 156V157H231ZM237 156V157H236ZM15 157H18L17 159H19L20 158V160L21 161H19V164L17 163V161L15 162L14 160L12 161V158H14L15 159ZM35 157V158H36ZM48 159V161H47V159ZM58 157V158H57ZM102 157V156H101ZM155 157V158H154ZM169 158V159H167V158ZM179 159V161L177 162V159ZM188 157V158H187ZM218 157H219V159H218ZM35 158H33V159H35ZM88 158V159H87ZM107 158V159H106ZM110 158V157H109ZM142 158V159H141ZM147 158V159H146ZM157 158V159H156ZM162 158V159H161ZM214 158L216 159V161L214 160ZM221 158V159H220ZM244 158V159H243ZM30 161H29V160ZM86 159V160H85ZM121 159V160H120ZM141 159V160H140ZM145 159V160H144ZM168 161H167V160ZM170 159H171V161H170ZM218 159V160H217ZM256 159V160H255ZM93 160H96V161H93ZM119 160V161H118ZM147 162V165L145 164V162ZM150 160V161H149ZM152 160V161H151ZM174 160V161H173ZM182 160V161H181ZM184 160H185V158H184ZM214 160V161H213ZM254 160H255V162H254ZM25 161V162H24ZM53 161V162H52ZM110 161V162H111ZM158 161V162H157ZM165 161V162H164ZM170 161V162H169ZM245 161L247 162V163H250V164H247V163H245ZM51 162V163H50ZM96 162L98 163V164H96ZM111 162V163H112ZM123 162V163H122ZM128 162H130V161H128ZM143 162H144V164H145V169H144V171H142L143 169H142V167L144 166V164H143ZM154 162V163H153ZM161 162V163H160ZM163 162V163H162ZM172 164V167H171V165L169 164ZM225 162V163H224ZM253 162V164H251ZM21 163V164H20ZM150 163V164H149ZM166 163V164H165ZM167 163L169 164V165H167ZM174 163V164H173ZM177 163V164H176ZM244 163V164H243ZM57 166H56V165ZM60 164V165H59ZM132 164V165H133ZM136 164V165H135ZM142 164V165H141ZM153 164H156V165H153ZM179 164V165H178ZM213 164H211L210 165V167L211 168H213ZM52 165V166H51ZM102 165H104V167L102 166ZM118 165V164H117ZM127 165H128V167H127ZM131 165V166H132ZM139 165H141V166H139ZM169 166V167H167V166ZM175 165V166H174ZM185 165H186V167H185ZM197 166V167H195L196 168V170L195 171H198L197 170V168L199 167H201L200 168V170H202L201 171V173L203 174H201L202 176V178L201 179H205V180H208V183L209 182H211V179H213V180H215V184L216 185H221L220 186V188H218V186H214V187H217L216 189L214 188V189H212L213 191L215 190V192L216 191H220V189L221 188H223V187H226V188H223V190L221 191V193L223 192L224 194L225 193H227V192H230L229 194H219V195H221V196H223V197H220L219 198V196L218 195H214L213 193H215V192H211V193H209V194H211V196H208L207 197V203L209 202L210 203V205H208V208H213L212 206H214V207H216L217 209H220V212L221 211H223L222 213H220L222 216H223V219L225 220V222H223V220H215V217H214V213H217V211L215 212L213 209H215V208H213L212 209V211L211 210H207L208 208H206L207 206H206V203H205V205H203V206H205V208H203L200 212H202V213H200V212H198L197 214H199L200 213V215L201 214H203L200 218H202V220L203 219H205V220H203L204 222L206 221L207 222V224H206V222H205V224L206 225H204L203 227H201V225H203V221L201 220V221H198V220H196V219H198L199 218V216H198V218H197V216H196V219H195V216H194V221L196 222H198V224H199V222L201 223L200 224V229L199 230H197V233H199V234H201V236H202V234L204 235L203 237H201V239L199 238V237H196L197 239H198V241L200 242L199 244H196V243H198L197 242V239L195 240L196 241V243H193L194 242V240H193V242L192 241H190L189 242V239L188 238H191L192 236H194V235H192L191 234V228H193V226H194V221L192 220V219H186L187 221H184L185 222V224H184V222H183V225H185V226H183V227H179V229H178V231L177 232H175V230L177 229V228H174V227H177L176 225H172V224H174V223H177V220L175 221V222H172V221H169V220H172V219H174V217H172L171 218V215H170V217H169V222H171L170 224H168V222H165V221H167L166 219H168V217H163V218H161V216L159 217L160 219H157L158 218V216L156 217V218H151L150 216H152V215H150V213H148L147 211H145V209L147 208V209H150V207H147L148 205H150V200H152L153 198H156V195L158 196V192H159V194L161 195L163 192H164V190H161L162 189V187H159V189H158V185H160L161 184V180L159 179L160 178V176H157V174L158 173H161V171H162V173L160 174L161 175V177H163V175H164V177L166 178L167 176V174H168V177L170 176V175H172V174H175L176 172L178 173V171H180L181 170V172H179V173H182V171H183V173L185 172V170H187V172L189 171V172H191V173H194L195 171H194V166ZM204 165H206V167L204 166ZM98 166H99V168H98ZM102 166V167H101ZM119 166V165H118ZM156 166H158V167H156ZM251 168H249V167ZM117 168V169H114V168ZM183 167H185L184 169H183ZM210 167L208 168V169H205L204 171L206 172V170H208V172H209V170H211L210 169ZM215 167V166H214ZM253 167V168H252ZM29 168H31V170L30 171H35L34 173L33 172H30L29 171ZM59 168V169H58ZM62 168H63V170H62ZM65 168V169H64ZM124 168H126V169H124ZM128 168H132V170H129ZM135 168H137V170L135 169ZM139 168V169H138ZM144 168V167H143ZM161 170H159V169ZM164 168V169H163ZM215 168H217V167H215ZM226 168V167H225ZM124 169V170H123ZM140 169H141V171H140ZM154 169V170H153ZM156 169V170H155ZM169 171H168V170ZM183 169V170H182ZM257 169V170H256ZM109 170V169H108ZM115 170H117L118 172H116L115 171V173H114V171ZM149 170V171H148ZM163 170H166V171H168L167 172V174L165 175V173H164V171ZM173 170V171H172ZM176 170V171H175ZM191 170V171H190ZM199 170V171H200ZM212 170L210 171V172H212ZM250 170V171H249ZM98 171V172H97ZM105 172V174L104 173H102V172ZM112 171H113V173H112ZM165 171V172H166ZM175 171V172H174ZM194 171V172H193ZM198 171V173L197 174H199L200 172ZM203 171V172H204ZM216 171H217V169H216ZM48 172H51V174L49 175V173ZM172 172V174H170ZM223 173V176H221V178L220 177H218V175H219V173ZM260 172V173H259ZM33 173V174H32ZM153 173H155V174H153ZM62 174V175H61ZM120 174H119V176H120ZM130 174V175H129ZM144 174H146V176H147V180H146V176H145V178H144V181H143V177H144ZM149 174H150V176L151 177H153L152 175H155V181H156V177H158L157 179H159L160 180V184H158V183H156L155 185L157 186V188H156V186H154L155 188V190L157 191V189L159 190V191H155L156 192V194H154V190L152 191V190H150L151 191V194L153 193L155 196H148L150 193H146V192H148V189L147 188H151V189H153V185L154 184H152V183H149L148 181H150L151 179H148V178H150V177H148L149 176ZM196 174V172H195V176L197 175ZM242 174V175H241ZM49 175V176H48ZM64 175V176H63ZM106 175V176H105ZM123 175H121V177H123ZM159 175V174H158ZM25 176V177H24ZM51 176V177H50ZM107 176H108V178H110L112 181H110V179H106L107 178ZM131 176H133L132 178H131ZM142 177V178H139V177ZM210 176V177H209ZM255 176V177H254ZM121 177H119L118 178V181H119V179L121 178ZM167 177V178H168ZM204 177V178H203ZM206 177V178H205ZM209 177V178H208ZM235 177V178H234ZM240 177V178H239ZM253 177H254V179H253ZM256 177H258V178H260L261 180H259V179H257ZM52 178V179H51ZM68 178V176L66 177V179ZM94 178H95V180H94ZM125 178V177H124ZM138 178H139V180H140V182L142 183L143 182V184H144V182H145V184H144V187L145 186H148V187H146V188H144L143 187V189H140L141 191L139 192V189L138 190H136L135 188L138 186V188L140 187L141 188V186H143L140 182V184L139 183H136L137 181H138ZM164 178V179H165ZM166 178V179H167ZM197 178H200V176H198L197 175ZM208 178V179H207ZM69 179V178H68ZM94 180V182L99 186L98 188H100V187H102V186H104V187H102L103 189H105L106 191H104V193H101L100 192V190L99 189H97L96 188V191L94 190V188H95V186H96V184L93 182V180ZM136 179V180H135ZM153 179V180H154ZM161 179H163V178H161ZM219 179V180H218ZM104 180V181H103ZM121 180H122V178H121ZM135 182H134V181ZM153 180H152V182H153ZM158 180V181H159ZM29 181V182H28ZM53 181V182H52ZM155 181H154V183H155ZM157 181V182H158ZM217 181V182H216ZM218 181H220V183L221 184H219L218 183ZM109 182L111 183V185L112 186H110L109 185ZM232 183V185H230V183ZM54 183V184H53ZM65 183V184H64ZM94 183V184H93ZM127 183H128V185H127ZM132 183H135V185H133ZM187 183H189V182H187ZM28 184H30V185H28ZM53 184V185H52ZM91 184V185H90ZM93 184V185H92ZM147 184H150V186L149 185H147ZM152 184V185H151ZM235 184V183H234ZM263 186H262V185ZM31 185H33L32 186V194H33V196L36 198V200L35 201H32L31 199H29V197H28V186L30 187ZM54 185L56 186V187H54ZM95 185V186H94ZM133 185V186H132ZM187 185V188L186 187H184V188H186V189H189L190 187H188V186H191V183H189V184H186ZM210 185V184H209ZM214 184H213V182H212V185H210V188H211V186H213ZM222 185H224L223 187H222ZM26 188H25V187ZM93 187V189H92V187ZM114 186V187H113ZM124 186V185H123ZM162 186V185H161ZM193 186V185H192ZM229 186V188H227ZM233 186H235V187H233ZM109 187V188H108ZM120 189V188H122V189H118V188ZM129 187H130V190H131V187L133 188L131 191L129 190L128 192H126L128 189H129ZM53 188V189H52ZM59 188V189H58ZM108 188V189H107ZM161 188V189H160ZM179 189V190H177L176 188H173L174 190L176 189V191H181L179 194L180 195H183V193H184V191H182V190H185V189ZM193 188V187H192ZM197 188L198 187H194V191H196L197 190ZM235 188V189H234ZM64 189H65V191H64ZM101 189V188H100ZM173 189L171 190L172 192H173ZM228 191H227V190ZM61 190V192H59ZM102 190V189H101ZM109 190V191H108ZM121 190H123L122 192L123 193H121ZM136 190V191H135ZM142 190H147L146 192H144V193H142ZM211 190V189H210ZM97 191H99L98 193H99V197H98V195L96 194V192ZM113 191V192H112ZM117 191H120V195H122V196H120V197H117L118 198V200L117 199H113V198H116V197H112L113 195H115V194H117L116 192ZM135 191V192H134ZM176 191H174V192H176ZM190 191H192V190H190ZM190 191H188V190H186V192H187V194L189 193V195H187L186 194V192L184 193V195H185V198L186 197H191V195L193 194V193H191ZM244 191H246V192H244ZM68 192V191H67ZM109 192H110V194L112 193V199H111V197H110V195H108L109 194ZM173 192V193H174ZM254 192V193H253ZM263 192H264V190H263ZM63 193V194H62ZM101 193V194H100ZM119 193V192H118ZM171 193V192H170ZM173 193H171L170 194V196H172V195H174V197L176 198L177 197V199L178 198H181V197H178V196H175V195H179L177 192V194L175 193V194H173ZM146 194V195H145ZM165 193H163L162 194V198H163V195H164ZM168 194V193H167ZM167 194H165L167 197L169 196V195H167ZM96 195H97V197H96ZM101 195V196H100ZM126 195H127V197H126ZM160 195L158 196L159 198H160ZM117 196H119V194L117 195ZM166 196H164V197H166ZM228 196H230L231 197V201H230V198L228 197ZM39 198H40V200H39ZM64 198H65V200H64ZM148 198H150V200H149V202H146L147 203V206L146 205H143V203H141L142 201H143V199H144V201L143 202H145V199L146 200H148ZM159 198H157L159 201H160V199ZM172 198V197H171ZM175 198H173L174 200H175ZM99 199H103L102 201L103 202H101V200H99ZM108 199V200H107ZM136 199V200H135ZM157 199L156 200H152L153 201V203H154V201H156L155 203H157L158 201H157ZM213 199V200H212ZM64 200V201H63ZM165 199H163L162 201H164ZM174 200L172 201L173 202V204L174 205H176L177 204V202L175 201L174 202ZM216 201V200H218V201H216L217 203H219V205H216V202H212V201ZM219 200H223V201H221V205H222V202H223V205H222V207H221V205H220V202H219ZM258 202H257V201ZM264 200V199H263ZM73 201V202H72ZM100 201V202H99ZM107 201H108V203H107ZM151 201V202H152ZM162 201H160V204H161V202ZM237 201V202H236ZM118 202V203H117ZM171 202V201H170ZM171 202V203H172ZM244 202H246V203H244ZM264 202V201H263ZM67 203H69V205H67ZM112 203H113V205H112ZM116 203H117V208L115 207V205H116ZM140 203H141V205H140ZM155 203H154V205L153 206H155ZM164 203H165V201H164ZM167 203V202H166ZM211 203H215V205H211ZM163 204V203H162ZM107 205V206H106ZM151 205H152V203H151ZM157 205H159V202L157 203ZM226 205H230V207H231V210H233L234 209V211H228L227 210V208L228 209H230V207L228 206L227 208H223V207H226ZM259 205H260V203H259ZM140 206H141V209H143V208H145L143 211H145V212H147L148 213V215L146 214L145 216L143 215L145 212H142V213H140V211H139V209L138 208H140ZM144 206H146V207H144ZM217 206H220V207H217ZM261 206V205H260ZM112 207H114V208H112ZM254 207V208H253ZM3 208H6V210L5 209H3ZM79 208V209H78ZM110 208V209H109ZM127 208V209H126ZM259 210H258V209ZM263 209H264V206L262 207ZM2 209V210H1ZM117 209V210H116ZM131 209H135L134 211H132ZM140 209V210H141ZM201 209V208H200ZM199 209V210H200ZM208 211H206V210ZM5 210V211H4ZM114 210H115V212H114ZM78 211L80 212V213H78ZM109 211V212H108ZM124 211V212H123ZM206 211V212H205ZM211 211V212H210ZM214 211V212H213ZM224 211H226V212H224ZM129 212V213H128ZM132 212H135V215L133 216V214L134 213H132ZM205 212V213H204ZM212 214H210V213ZM227 212H229V213H227ZM109 213V214H108ZM132 214V216L134 217H132L131 216V214ZM208 213L211 215V216H213L214 217V219H212V217L209 219V218H207V216H209L208 215ZM219 213H217V214H215V216L216 215H219V216H221ZM237 213V214H236ZM239 213V214H238ZM262 213H264L263 212V210H262ZM20 214V215H19ZM136 214H138L137 216H136ZM141 214H142V216H141ZM108 215V216H107ZM207 215V216H206ZM80 216V217H79ZM136 216V217H135ZM139 216H141V217H139ZM147 216H149L150 217V219L148 218L147 219ZM154 216V215H153ZM152 216V217H153ZM221 216V217H222ZM66 219V221H65V219ZM118 217V218H117ZM139 217V218H138ZM142 217H145V218H142ZM220 217V219H222ZM87 218H89V220L87 219ZM108 220H107V219ZM131 218H132V220H131ZM136 218V219H135ZM164 218H166L165 219V223L167 224V226L169 225V227L167 228V229H165V227H166V224L162 221V219H164ZM141 221H140V220ZM143 219V220H142ZM159 220L160 221V223H159V221H157V220ZM258 219V218H257ZM117 220H120V221H117ZM125 220V221H124ZM150 220V222L152 221V223H150V222H148ZM158 222V223H156V224H158V225H156L155 224V222L156 221ZM175 220V219H174ZM190 220H192L193 221V223H191L190 224ZM200 220V219H199ZM92 221V226L90 225L91 222ZM107 221V222H106ZM123 221V222H122ZM146 221V222H145ZM191 221V222H192ZM88 222L90 223L89 225H88ZM119 222V223H118ZM211 222H212V224H214L215 223V225H214V227H216V224H217V226L219 225V228L220 229H218L217 227L216 228H214L213 226H212V224H211ZM219 222V223H218ZM227 222V223H226ZM66 223V224H65ZM87 223V224H86ZM122 223V224H121ZM127 223V225H123V224H126ZM144 223H146V225L144 224ZM149 223H150V226H149ZM156 225L155 227H153L154 226V224ZM186 223H188V224H186ZM121 224V225H120ZM142 224V225H141ZM143 224H144V226H143ZM147 224H148V226H147ZM153 226H152V225ZM163 224H165V227L163 226ZM178 224V223H177ZM87 225H88V227H87ZM109 225V226H108ZM111 225V226H110ZM195 225H197V223L195 224ZM122 226V227H121ZM124 226V227H123ZM133 226V227H132ZM173 227V230L172 229H170V228H172ZM198 226V225H197ZM197 226H195V227H197ZM211 226L214 228V230H213V228H212V231L209 229V228H211ZM90 227V228H89ZM121 227V228H120ZM138 227V228H137ZM150 227L152 228V229H150ZM224 227V228H223ZM226 227V228H225ZM238 227V228H237ZM5 228V229H4ZM148 228V229H147ZM186 228H189L188 229V232L186 231L187 229ZM199 228V227H198ZM239 228H240V230H239ZM264 228V227H263ZM113 229V230H112ZM138 229H140V230H138ZM154 229V230H153ZM160 229V230H159ZM175 229V230H174ZM183 229L186 231V233H187V235H186V233L183 231ZM119 230V231H118ZM144 230V231H143ZM148 230L150 231L151 230V232L149 233L148 232ZM158 230V231H157ZM193 230V229H192ZM195 230H196V228H195ZM217 230H219L220 231V234H219V231L217 232ZM2 231V232H1ZM69 231V232H68ZM143 231V232H142ZM169 231H171V235H172V237H171V235L169 234L170 232ZM226 231V232H225ZM115 232V233H114ZM142 234H141V233ZM158 232V236L157 235H155L156 233ZM178 232H179V235H178ZM194 232V231H193ZM196 232V231H195ZM210 232V233H209ZM222 232V233H221ZM90 233V234H89ZM118 233L120 234V235H118ZM155 235H153V234ZM160 233V234H159ZM161 233H163L164 235H162ZM168 233V234H167ZM174 233V234H173ZM176 233H177V235H176ZM180 233H184L183 234V238H181L180 239V236L182 235H180ZM229 233V234H228ZM65 234V235H64ZM138 234H140V235H138ZM148 236H146V235ZM167 234V235H166ZM195 234V233H194ZM227 234V235H226ZM118 235V236H117ZM138 237H137V236ZM159 235H160V237H159ZM168 235H170L169 236V238L170 239H168V242H169V246H168V244H165V247H163L164 245V243H162L163 241H164V239L166 240V238L168 237ZM175 235H176V237H175ZM192 235V236H191ZM219 235H220V237H219ZM239 235V236H238ZM89 236V237H88ZM146 236V237H145ZM157 236V237H156ZM184 236H186L185 238H184ZM189 236V237H188ZM191 236V237H190ZM238 236V237H237ZM87 237H88V239H87ZM123 237H125V238H123ZM134 237H136V238H134ZM182 237V236H181ZM188 237V238H187ZM229 237V238H228ZM127 238V239H126ZM131 238H132V240H131ZM138 238V239H137ZM144 238V239H143ZM178 238L180 239V240H178ZM96 239V240H95ZM137 239V240H136ZM184 239H187L188 240V242L190 243V244H192L191 246H189V245H187V242H185L184 241ZM95 240V241H94ZM218 240V241H217ZM219 240H220V242H219ZM93 241V242H92ZM129 243H128V242ZM133 241V242H132ZM146 242V244H145V242ZM153 241H154V243H153ZM155 241H158V242H155ZM162 241V242H161ZM233 241V242H232ZM127 242V243H126ZM136 242V243H135ZM141 244H140V243ZM142 242H144V243H142ZM174 242V243H173ZM177 242V243H176ZM132 243V244H131ZM151 243V244H150ZM155 243L156 244H158V245H155ZM211 243V244H210ZM130 244V245H129ZM145 244V245H144ZM160 244L162 245L161 247H160ZM182 244V245H181ZM186 244V245H185ZM194 244V245H193ZM213 244V245H212ZM214 244H215V246L217 245V248H215L217 251H215V249H213V247H211V245L212 246H214ZM229 246H228V245ZM98 245V246H97ZM139 245H140V247H139ZM143 245V246H142ZM146 245L148 246V247H146ZM153 245H155V246H157L156 247V249L154 248L155 246H153ZM179 245V246H178ZM201 246V248L200 247H198V246ZM153 246V247H152ZM166 246H168V250H171L172 251V253H171V251H169L168 252V250H166V252H167V254H173V255H170L171 256V261H168V263H167V261H166V258H167V260H170V259H168V257H170V256H167V255H165L166 254V252H165V248H166ZM177 246V247H176ZM188 246V247H187ZM252 246L255 248L256 246H258V245H253L252 244ZM251 246V247H252ZM138 247L140 248V249H138ZM158 247L159 248H163L162 250L160 249L159 251L160 252H162V253H159V251H158ZM250 247V248H251ZM252 247V248H253ZM259 247V246H258ZM257 247V248H258ZM142 248V249H141ZM152 248V249H151ZM199 248V249H198ZM257 248H255V250H258L259 249V251H260V247L257 249ZM263 248V250H264V247H262ZM261 248V249H262ZM132 249V250H131ZM153 249H155V250H153ZM211 249V250H210ZM226 249H229V250H227V252H225V253H223V250L225 251ZM97 250V251H96ZM188 250L191 252H188ZM251 250V249H250ZM254 250V249H253ZM96 251V252H95ZM129 251V252H128ZM130 251H132V253L130 252ZM157 251H158V253H157ZM230 251V252H229ZM137 252V253H136ZM157 253V254H155V253ZM165 252V253H164ZM176 252V253H175ZM185 252H187V253H185ZM255 252V251H254ZM154 253V254H153ZM217 253V254H216ZM258 254L260 253V252H257ZM262 253H263V251H262ZM135 254L137 255V256H135ZM151 254V255H150ZM203 254L204 255H207V254H209V255H213L214 254V256H212V258H210L209 259V257H211V256H203ZM252 254H254L252 251H250V256H248V257H245L240 263H238V264H248V262L250 263L251 262V264H255V260L257 259V263L258 264H264V257H259L257 254H254L253 256H252ZM132 255V256H131ZM160 255V256H159ZM216 255H217V257H216ZM237 255V254H236ZM259 255H261V254H259ZM143 256V257H142ZM153 257V258H151V257ZM157 256H159V257H157ZM173 256V257H172ZM137 257H139V258H137ZM145 257V258H144ZM151 259H150V258ZM258 257L260 258V259H258ZM163 258H165V261L163 260ZM174 258V259H173ZM207 258V259H206ZM217 258V259H216ZM253 258H255V260L253 259ZM143 259V260H142ZM179 261H178V260ZM191 259H194V260H191ZM208 259H209V262H208ZM155 260V262H153V261ZM198 260V259H197ZM135 261V262H134ZM161 261V262H160ZM218 261H221L220 263L218 262ZM252 261H255V262H252ZM163 262V263H162ZM166 262V263H165ZM198 263V262H197ZM199 264V263H198Z\"/></svg>",
	"mask_w": 264,
	"mask_h": 264
},
{
	"label": "bare ground",
	"instance_id": "6f19581e",
	"mask_svg": "<svg viewBox=\"0 0 264 264\" xmlns=\"http://www.w3.org/2000/svg\"><path fill=\"white\" fill-rule=\"evenodd\" d=\"M122 1L127 2V0H122ZM128 1H129V0H128ZM132 1H133V0H132ZM146 1L148 2V0H146ZM150 1H152V0H150ZM150 1H149V4L151 3ZM155 1H157V0H155ZM159 1H161V0H159ZM163 1H166V2H165V3H164V2L162 3V1L160 2V3H161V7H162V8H160V9H161V11L164 13V11H166L165 8L167 9V6H168L167 4L169 3V1H167V0H163ZM172 1H173V0H172ZM172 1L170 0V3H169L170 5H171V2H172ZM181 1L184 2V4H186L189 0H184V1H183V0H180V1H179V2H180L179 4H178V3L176 2V0H175V2L172 3V5L175 4V3H177L178 5L176 4V5H173V6H176V7L178 6V8H177V9L179 10L178 12H179L180 14H181V13L185 14V12H187V11H183V7H184L185 5H182V2H181ZM191 1L193 2V4H196V3H197L196 6H197L198 3H199V2H195V3H194L195 0H191ZM196 1H197V0H196ZM198 1H199V0H198ZM230 1H231V0H228V1H227V2L229 3V4H227V7H228V5L231 6V4L234 6L235 3H236L235 0H234V3H232V2H233V1H232L231 4H230ZM237 1H239V0H237ZM250 1L255 2L256 4H257V2H258V1H256V0H250ZM250 1H247V2H248V4L252 5L253 3L250 2ZM261 1H262V0H261ZM14 2H15V1H14ZM82 2H83V1H82ZM125 2H124L123 4H125ZM142 2H143V1H141L140 3L142 4ZM152 2H153V1H152ZM185 2H186V3H185ZM215 2H216V0L214 1V3H215ZM219 2H220V1H219ZM219 2H217V3L220 4ZM225 2H226V0H225ZM225 2H223V3H225ZM242 2H244V0H243ZM249 2H250V3H249ZM263 2H264V1H262V2L259 3V4H262ZM18 3L21 4V5H19V8H18L17 10H20V11L22 10L20 13L22 14V12H23V13L25 14V16H26V17H24V16L22 15L23 18H24V21H25L24 25L26 24L25 27L30 28V31H29V32H27V31L25 32V33H27V36H31V37H32V41H33V42H31V45L33 44V48H32V46L30 45V46H31L30 49H31V50H32V49H35V50H33V52H32L33 54L35 53V56H34L33 60H32L31 58H28V59L26 58V59L28 60L29 63L31 62V63H30V67H31V68L34 67L33 69L30 68V70H34V69H35V71H37V74H35V73H34V74L37 75V76H40V78H37V76H36L37 79H35V80H36V81L38 80L39 83L42 84V87H41L42 90H41V89H40V90H33V91H35V93L33 92V94H34L33 96H32L31 94H28V95H29V98H32V97H33V98H34V97L36 98V99L34 98V99H35V102L31 100V102H34V103H35V104H33V105H35V106L37 105V107H38V109H35L36 107H35V108H32V106H31V108H32V113H33V111L37 110V111H35V112L33 113V115H32V113H29V111H26V110H27V108H26L27 106L25 107L23 104H22L23 106H20L17 110H19V113H20V112H22V111H20V110H21V107L24 108V111H23L24 114L21 115V113H20V115L23 116V117H25V118L22 117L23 120L25 119V120L23 121V122H25V123H24L25 125H26V123L28 124V123H31V122H32L33 124H35V123H34V120H35V121H38V122H37V124H38L39 121H41V120L43 119V117L41 118V116H40V117L36 116L37 118H39V120H38L37 118H34L33 116H34V114H35L36 112H37V114H38V112H39V113L42 112V115H43V112H44V111H38L39 109H41V106H40V104H39V101H40L41 103L44 102V103H43V106H44L45 108H46V107H47V108L49 107V108L47 109L48 111L46 110L48 113H47L46 111H45L44 113H47L48 115L52 116V117L49 116V117H50L49 119H51V122H50V123H48V120H46V122L49 124V126H50V128H51L50 131H49V130H47V131H49V132L52 131V133H51V134L48 133V135H49V134L51 135V136H48V137L50 138L51 143H46V146H47V144H48V145L50 144L49 147L51 146V147H54L55 150L57 149V152L60 154V157H61L60 160H61L62 164H64V165L66 166V170H67V172H68V175L66 174V176H65L64 178H61V179L66 180V181L70 180V182H71V183H70V184H71V188H70V187L68 188V190H67L68 192L65 191V189H64L65 193H67V196H70V198H72V200L74 199L75 202L77 201L76 203H78V205H79V207H80V209H79V208H78V209L81 210V211H83V212L87 215V217L90 218V210H89L88 205H87L86 194H85V192H84V188L82 187V184H81V182H80L79 174H78V171H77L76 165H75V163H74V161H73V158H72V154H71L70 146H69L70 144L68 143V140H69V139H67V136H66L67 134L65 133L66 131H64V128H63V124H64V123L62 124V120H61V118H60V114H61V112L59 113V110H58V105H57V101H56L55 91H54L53 84H52L53 81H52V79H51L52 76L50 75L51 71H49L50 66L48 65V60H47V57H46L47 55L45 54L46 51H44V48H45V47H44V44H43V41H42V37H41V34H40V29H39V26H38V21H37V19H36V15H35V13H34V10H35V9H34L33 0H18ZM44 3H45V8H46L47 17H48V19H49L48 21H50V23L52 24L51 20L55 18V16H54V15H55V11H54V10H53V12L51 11L50 6H49V5H50L49 0H44ZM80 3H81V2H80ZM80 3H79V4H80ZM84 3H85V2H84ZM134 3H135V2H134ZM137 3H138V2H137ZM140 3H138V4H140ZM166 3H167V4H166ZM237 3H238V2H237ZM237 3H236V4H237ZM126 4H127V3H126ZM132 4H133V2H130V6H131ZM135 4H136V3H135ZM135 4H134V5H135ZM141 4H140L139 7H137V6H136V7L132 6V9L134 8V10H135V9L138 8V9H139L138 11H140V9L142 8V7H141V6H142ZM147 4H148V3L145 4L146 6H143L144 9L142 8L143 10L141 9V11H146V9H147L149 6H150V7H151V6L153 7V3H152L151 5L148 4L149 6H148ZM165 4H166V6H165ZM187 4L190 5V4H192V3L189 1ZM240 4H241V6H242L241 0H240ZM240 4H237V5H239V7H241ZM246 4H247V3H246ZM246 4H243V7H244V5H246ZM259 4H257V5H259ZM43 5H44V4H43ZM127 5H128V4H127ZM127 5H125V6H127ZM157 5H158V1H157L156 4L154 5V6H155L154 8H152V7L150 8V9H151L150 11H149V9H147L148 12H151V11L153 12V13L151 12V14H149V15H151V16L153 15V17H154L156 12H158V11L161 12L160 9H159L158 11H157V9H155L156 7L159 8V6H160V5H159V6H157ZM163 5H164V6H163ZM172 5L169 6L168 9L171 8ZM180 5H181V6H180ZM220 5H221V4H220ZM237 5H235L236 8H237ZM253 5H254V4H253ZM65 6H66V5H65ZM69 6H70V5H69ZM130 6H128V9H130V8H129ZM179 6H180L182 9H181ZM182 6H183V7H182ZM204 6H205V4H204ZM222 6H223V5H222ZM222 6H221V7H222ZM225 6H226V4H225ZM248 6H249V5H248ZM259 6H261V5H259ZM259 6H258V7H259ZM61 7H64V6H61ZM140 7H141V8H140ZM145 7H146V8H145ZM163 7H164V11L162 10ZM186 7H188V8L190 7L189 10H190V9L192 10V8H191L192 5H191V6H187V5H186ZM201 7H202V6H201ZM227 7H226L225 9H227ZM235 7H232V8L230 7V8L233 9V8H235ZM243 7H241V9H242ZM21 8H22V9H21ZM65 8H66V7H65ZM172 8H173V9H172ZM172 8H171V9H172V10H171L172 12H170V11H168V12H169V13H173V12L175 11V13H173V14L175 15V14L177 13V11H176V9H175L174 7H172ZM193 8H194V5H193ZM195 8H197V7H195ZM223 8H224V7H222V9H221V10L224 11V12L221 11V13H222V17H224L223 14H224L225 12H227V11L224 10ZM236 8H235V9H236ZM246 8H247V6L245 7V10L242 9V11L244 10V11L248 12V13H245V14H251L252 12L249 13V11H251V9L249 10V9L247 8V10H246ZM261 8H262V10L260 11ZM261 8L259 7V10H258V11H260V12L262 13V12H264V11H263L264 9H263V7H261ZM53 9H54V8H53ZM55 9H56V8H55ZM57 9H58V8H57ZM57 9H56V10H57ZM66 9H67V8H66ZM153 9L156 10L155 13H154ZM168 9H167V10H168ZM200 9H201V8H200ZM228 9H229V8H228ZM62 10H63V8H62ZM123 10H124V9H123ZM134 10H133V11H134ZM217 10H218V9H217ZM239 10H240V9H239ZM248 10H249V11H248ZM254 10H255V9H254ZM254 10H253V11H254ZM59 11H60V9H58V12H59ZM129 11H132V10H129ZM138 11L136 10L135 12H138ZM181 11H183V12H181ZM229 11H231V10H229ZM229 11H228V12H229ZM258 11H257V9H256V11H254V12H255L254 14H256V17H257V18H258L259 16H260V18H262V16H261L262 14L259 15L260 12H258ZM123 12H124V11H123ZM146 12H147V11H146ZM159 12H158L159 15H158V14L156 15L157 18H158V16H160V13H159ZM162 12H161V16H162V17H160L161 22H159V19H158V20H157V21L159 22L158 24L162 23V21L165 19V18H164L165 16H163V13H162ZM231 12H232V11H231ZM20 13H19V14H20ZM52 13H53V15H52ZM124 13H125V12H124ZM130 13H131V12L128 13V14L130 15V17L128 16L127 19H126V21H130V22H131L132 19H130V18H131L132 16L134 17V14L132 15V13H131V14H130ZM169 13H167V14H169ZM212 13H213V14L211 15V14L208 12V14H210L211 16H213V15H214L215 17H216V15L218 16V18L216 17L215 19H214V17H213L214 20H216V19L218 20L219 17L221 18V15H220V16L218 15V14H220V13L216 14L217 11H215V12L213 11ZM233 13H234V12H233ZM141 14H142V13L140 12V16H141ZM164 14L166 15V13H164ZM180 14L177 13V14L175 15V16H177V17H175V19H172L173 16H172V18L168 17V20H170V22H172V23H173V22H176V19H177V18H180L179 16H181V17L183 16V14H182V15H180ZM215 14H216V15H215ZM238 14H240V13H237V15H238ZM242 14H243V12H241V16L244 17V15H242ZM257 14H258V16H257ZM263 14H264V13H263ZM122 15H123V14L120 15V16H121L120 18H122ZM131 15H132V16H131ZM142 15H145V14H142ZM201 15H203V14H201ZM225 15H226V16L228 15L227 17H230L232 14L229 15V14L227 13V14H225ZM234 15H236V14H234ZM20 16H21V15H20ZM57 16L61 17V15H57ZM136 16H137V15H135V17H136ZM156 16H155V17H156ZM232 16H233V15H232ZM239 16H240V15H239ZM247 16H248V15H246L245 17H247ZM250 16H252V17H250V18H246V21H244V22H247L248 19H249L248 23H244V22L242 21V19H241V22H242V23H241V22H240V23L238 22V24H235V25H237L238 27H239V25L242 26V27H239L238 29L241 28V29L243 30V32H245L246 29H245V30L243 29V26H244V25H242V24H248V25L252 24L250 20H253V19H252V18H253V13H252V15H250ZM53 17H54V18H53ZM123 17H124V16H123ZM135 17H134V18H135ZM138 17H139V15H138ZM142 17H143V16H141V18H142ZM155 17H154V20L156 21V18H155ZM166 17H167V16H166ZM183 17H185V16H183ZM227 17H225V18H221L222 20L220 19V21H222L223 24H224V20H223V19H226ZM254 17H255V15H254ZM263 17H264V15H263ZM128 18H129V20H128ZM134 18H133L132 22H133V24H135V25L132 24V26H135V28L138 27V28H136L137 30H136L134 33H136L135 35H136L137 37H138V36L140 37V39H137V40L139 41V40L142 39V36H141V35H142V33H144V31H143L144 29H142L141 26H140V24L137 23V21L139 22L140 17H139V19H137V17L135 18L137 21H135ZM163 18H164V19H163ZM188 18H189V16H188ZM199 18H202V17H199ZM199 18H198V19H199ZM231 18H233V17H230L229 20H230ZM234 18H235V17H234ZM238 18H239V20H240V18H242V17H238ZM260 18H258V19L261 20ZM20 19H21V18H20ZM122 19H123V18H122ZM146 19H147V20H146L147 22H145L144 19H141V20H140V21H144V22L142 23V25L144 24V25H143L144 28H145L146 23L148 24V26L151 25V24H153V23H151V24L148 23V19H149V18L146 17ZM162 19H163V20H162ZM189 19H190V18H189ZM189 19H188V20H189ZM202 19H203V18H202ZM202 19H201V20H202ZM206 19H209V18H206ZM254 19H256V18H254ZM258 19H256L257 21L254 20V24H255V22H256V23L259 22ZM59 20H60V19H59ZM152 20H153V18H152ZM166 20H167V19H166ZM168 20H167V21H168ZM173 20H175V21H173ZM190 20H191V19H190ZM233 20H234V19H233ZM233 20H232V22H229L230 25H231V24L234 25ZM243 20H244V19H243ZM52 21H53V20H52ZM134 21H135L136 23H135ZM177 21H178V20H177ZM206 21H207V20H206ZM208 21H209V20H208ZM225 21H226V20H225ZM237 21H238V19L236 18L234 22H237ZM262 21H264V19H263ZM59 22H60V21H59ZM149 22H152V21L149 20ZM216 22H217V21H216ZM216 22H215V23H216ZM226 22H228V21H226ZM226 22H225V23H226ZM252 22H253V21H252ZM27 23H29L28 26H27ZM123 23H124V22H123ZM165 23H166V22H165ZM168 23H169V21H168ZM215 23H214V24H215ZM218 23H219V22H218ZM260 23H261L262 26H263V23H264V22H261V21H260ZM138 24H139V25H138ZM198 24H199V23H198ZM212 24H213V23H212ZM258 24H259V23H257V25H258ZM261 24H260L259 26H261ZM52 25H53V24H52ZM136 25H138V26H136ZM153 25H154V24H153ZM155 25H157V23H155ZM183 25H184V24H183ZM192 25H193V23H192ZM199 25H200V24H199ZM199 25L197 26V28L199 27ZM202 25H203V24H201V26H200L201 28H202ZM205 25H206V23H205ZM226 25H227V24H226ZM248 25H245V26H248ZM252 25H253V24H252ZM58 26H59V24H58ZM96 26H97V25H96ZM96 26L94 27V29H93V27H92L91 30L89 29L90 32H88V33H90V36H91L92 38H93V36H95V34L92 35L91 32H92L93 30H96ZM181 26H182V25H181ZM181 26H179V27L181 28ZM184 26H186V25H184ZM224 26H225V25H224ZM237 26H236V27H237ZM255 26H256V25H255ZM124 27H125V24H124ZM124 27H123V28H124ZM139 27H140L141 29H140ZM156 27H157V26H156ZM174 27H175V26H174ZM179 27L176 26V28H174V29H176V30H174V32H171L169 35H171L172 33L177 34V32H175V31H178V30H179V29H178ZM192 27H193V26H192ZM194 27H195V26H194ZM216 27H218V26H216ZM226 27H227V26H226ZM226 27H225V28H226ZM248 27H249V26H248ZM248 27H247V28H248ZM251 27L253 28V26H251ZM80 28H82V27H79V29H80ZM244 28H245V27H244ZM257 28H259V27H257ZM21 29H22V28H21ZM79 29H77V30H79ZM97 29H99V28H97ZM152 29H154V28H152ZM181 29H182V31H183V29H186V27L181 28ZM181 29H180L179 31H181ZM187 29H189V28L187 27ZM191 29H192V28H191ZM191 29H190V31L193 32ZM199 29H200V28H199ZM210 29H211V28H210ZM212 29L214 30L215 28H212ZM217 29H218V28H217ZM217 29H215V30H217ZM261 29H262V28H260V31L263 30V29H262V30H261ZM58 30H59V28H58ZM61 30H62V29H61ZM138 30H140V31H138ZM141 30H142V32H141ZM194 30H196V29H194ZM203 30H204V29L202 28V32H203ZM235 30H237V29H234V31H235ZM254 30H255V29H254ZM254 30H252V31H254ZM80 31H84V30H80ZM124 31H125V29L123 30V32H124ZM126 31H127V30H126ZM133 31H134V30H133ZM168 31H169V30H168ZM184 31H185V30H184ZM186 31H187V30H186ZM190 31L188 30V31H187V34H188ZM226 31H227V30H226ZM229 31H230V30H229ZM240 31H241V30H240ZM257 31H258V30H257ZM260 31L257 32L256 34L258 35V33H259V35H261L262 32L264 33V31H262V32H260ZM14 32H15V31H14ZM64 32H65V30H63V33H62V31H61V33H58V32H57L58 34H56L55 31H52V32H51V33H52V45H51V46H53V48H52V49H53V50H52V51H53L52 54H54L53 57L55 56L54 59L56 58L57 63H58V69H57V70H59V73H60V75L58 74L59 77H60V84H61V87H62V89H63V94H64V96H65V98H66L67 103H68V105L66 104V106H68V109H67L68 111H67V113H68V116L70 117V118H69V117H68V118L71 119V120L74 122V124H76V125H75V127H76L75 129H77L78 131L80 130V132H81V131L84 132V134L86 135L85 131L82 130V129L86 128V127H83V126L80 125V120L82 119L81 122L84 121V122L82 123V125H84V124L87 122V119L85 120L84 117L87 116L86 118L89 119L88 116H91V115H92V116H91L92 118L88 121V122L90 123V121L92 120V121H91V124H89V127H87V128H90V127H91L90 125L93 124L94 119H95V118L98 119V117L100 118V121L103 120L102 122H100L101 124H103V123H104V119H105L106 116L103 118V116H104V115H103V114H104L103 112H104V111L102 110V108H104V105H105L104 103L107 102V100H108V98H107V94H106V92H105L106 89H108V88L111 89V87H113V86H114V87H117L116 89H118V87L122 85L121 82L123 83V85L125 84V83L123 82L124 79H123V80L120 79L121 82L118 81V83L120 82L121 85H119V86L116 85V84H117V80L115 81V82H116V84H115L114 79L111 78L112 76H109V75H108V76H109L108 78H111V79H109V83H110L111 81H113L114 84H113L112 82H111L112 86H108V85L105 86V85L103 84V85H100V87L97 86L99 89H96V88H94V87H96V86L94 85V84H95L94 82H91V84L93 83L92 86H91L90 82L88 83V79H87L88 75H89L90 77H92V76H93L92 74L95 72L94 70H96V72H97V70H98L97 68L102 67L103 65L105 66V63H107L106 66H109V65L112 66V67H110V70L108 69V71H111V70H112L111 72H116V73H117V71H118L119 73L121 72V71H119V70H116L117 68L120 69V70H121V69L123 70V68H124L125 66H127V65H124V64L120 63L119 66L121 65L122 67H119V66L116 65L117 68H115V66L112 65L114 62L117 63L116 61H118V60H119V61H124V59H122V57H121V59L119 58V57H120L119 53H121V52H119V53L117 52V54L119 55L118 58H117L118 60L115 59V58H116V57H115L116 55L112 54V55L115 57V58H114L111 54L107 53V52H109V50H107L108 48H105V47H106V46H107V47L111 46V43H109L110 45L108 44V42L105 44V41H101V40H100V37H99L98 40H96V43H97V44L94 43V42H91V41H94L98 36H97V37L95 36V39H93V40H91V38H90V40H91L90 42H87L88 40L86 39V36L84 37V39H83V37H82V40H83L84 42L87 40V41H86V44H87V45L84 46L85 44H84V45H83L82 43L79 44V45H82V46H80V48L78 47V48L80 49V50H79V49L76 48V47H71V46H72L71 44H70V45H71V46H70L69 44H65L64 42H61V41H60L61 38H62V40H63V37H64V36H67ZM76 32H77V31H76ZM139 32L141 33V35H139V34H140ZM202 32H201V33H202ZM230 32H231V31H230ZM243 32H238V30H237L236 33H239V34H240V33H243ZM28 33H30L31 35H29ZM66 33H68V31H67ZM84 33H85V32H84ZM84 33H83V34H84ZM164 33H165V31H164ZM168 33H169V32H168ZM168 33H167V35H168ZM195 33H196V31H195ZM199 33H200V32H199ZM201 33H200V34H201ZM59 34H62V35L65 34V35L62 37V35L60 36ZM96 34H98V33L96 32ZM152 34H153V33H152ZM187 34H186V33H183L184 36H183V35L181 36V34H180V37H181V38L186 37ZM189 34H190V36L186 37L185 41L188 40V38H190L191 36H192V38H193L194 34H193V35H192V33H189ZM189 34H188V35H189ZM200 34H198V35H200ZM58 35H59L60 39H59ZM78 35H79V33H78ZM78 35H77V36H78ZM84 35H87V34H84ZM84 35H79V37L84 36ZM88 35H89V34H88ZM88 35H87V36H88ZM98 35H99V34H98ZM143 35H144V34H143ZM165 35H166V33H165ZM165 35H163L164 37L162 36L161 39L163 38V40H164L165 42H167L166 39L169 37V35H168L167 38H165ZM167 35H166V36H167ZM198 35H197V36H198ZM237 35H238V34H237ZM257 35H256V36H257ZM262 35H263V34H262ZM7 36H8V34H7ZM68 36H69V35H68ZM99 36H100V35H99ZM136 36H135V37H136ZM172 36H174V35H171V37H172ZM197 36L195 35V37H197ZM10 37H11V36H10ZM171 37H169V38H171ZM176 37H178L179 40H182V39H180L179 36H176ZM176 37L174 36V37H172V38H176ZM248 37H249V36H248ZM258 37H260V36H258ZM263 37H264V36H263ZM15 38H16V37H15ZM25 38H26V37H25ZM87 38H89V36H88ZM164 38H165V39H164ZM178 38H177V39H178ZM236 38H237V37H236ZM252 38H253V36H252ZM27 39H28V41H29V37H27ZM27 39H26V40H27ZM177 39H176V40H177ZM248 39H249V38H248ZM254 39H255V38H254ZM50 40H51V39H50ZM64 40H67L66 37H65ZM70 40H71V39H70ZM163 40H161V41H163ZM168 40H169V39H168ZM176 40H175V41H176ZM190 40L192 41L193 39H190ZM190 40H188L187 42H189ZM195 40H196V39H195ZM195 40H193L192 43H193ZM199 40H200V42L202 43V45H201L200 43H197V42H196L197 45L195 46L194 43H193V45L195 46L194 48H197V46H198V48L202 49V50H203V53H204L205 50L209 49V48L205 49V47H206L205 44H207V42H206V40L203 41V38L200 39V37H199ZM67 41H68V40H67ZM99 41H100V43L102 42V43H101L102 46H104L103 43L106 45V46L104 47V49L107 50V51L105 52V54L107 53V54L111 55V57L113 58V60L115 59L116 61H113V60L111 59V57L108 56V55H105V54H99V53H97V52L95 53V51H93V54H94V57H95V59H94V58H93V59L96 61L97 58H98V57H96V56L99 55L100 58H98V59H99V60L101 59V61H102V64H101V65H102V66L100 65L99 61H98L99 64L96 63L95 66L93 65L95 62H93V63L90 62V61H92L93 59H92L91 57L88 58V57L86 56L85 53L88 52V51H86V49H87V50H89V49H95L97 46H99V44H98ZM138 41H136V42H138ZM175 41H174V43H175ZM185 41H184V42H185ZM209 41H210V40H209ZM209 41H208V44H209ZM211 41H212V39H211ZM211 41H210V42H211ZM243 41H244V40H243ZM13 42H14V41H13ZM29 42H30V41H29ZM68 42H72V41H68ZM79 42H81V40H80ZM116 42H117V41H116ZM142 42H144V41H142ZM157 42H160V37L158 38V41H157ZM168 42H169V41H168ZM176 42H177V41H176ZM182 42H183V41H181V42L179 43V41H178V43H179V45H177V48H178V49L176 48V44H178V43H176V44H174V46H172V45H171L172 42H171V43H167V44H165L164 42H162L163 45L165 44L163 50L165 49L166 51H163V50H162L164 53H163L162 51L160 52L161 54L159 53V55L162 56V57H157V58H158V59L160 58V59H159L160 61H161V59H162V61H163V58H165V59L167 58V60L169 59V61H167V60H166V61H163V63L167 62V64H165L164 66H162V64H161L162 61H161V63H160V61H159L158 59H156V60H157V62H156V61L154 60V58H152V59H153V63H155V64L157 63L156 65H157L158 69H159V68H160V70L163 69V72H164L163 77H164V76H167V77L169 76V75H165V74L167 73V72H165L166 69H167V71H168L171 67H174V66L177 68V66H176V65H177L176 63H178L177 61H178V60L185 59L186 56H184L183 54L186 53V50H180V48H179V46H181V45H182V46H186L185 44L183 45ZM205 42H206V43H205ZM250 42H251V41H250ZM62 43H64L65 45H63ZM162 43L159 45V47H160V46L163 47ZM189 43H190V42H189ZM204 43H205V44H204ZM2 44H3V43H2ZM91 44H92V45H91ZM95 44H96L97 46H96ZM107 44H108V45H107ZM115 44H117V43H115ZM115 44H114V45H115ZM153 44H154V43H153ZM156 44H157V43H156ZM156 44H154L155 47H156ZM168 44L170 45V48L175 47V52H174V51L172 52V51H171L172 49H170V48H167V49H166V47L168 46ZM180 44H181V45H180ZM208 44H207V47H208ZM62 45L64 46V48H65V47H68V49L65 48V49H67V50H66L67 52L64 51V48L62 47ZM93 45H94V46H93ZM133 45H134V44H133ZM133 45H132V46H133ZM136 45H137V44H136ZM136 45H135V48H137ZM193 45H191V46L193 47ZM258 45H259V44H257V46H258ZM69 46H70V47H69ZM122 46H123V45H122ZM122 46H121V47H122ZM151 46H152V45H151ZM209 46H210V45H209ZM212 46H214V45H212ZM257 46H256V47H257ZM28 47H29V46H28ZM91 47H92V48H91ZM111 47L114 48L115 46H114V47L111 46ZM111 47H109V48H111ZM118 47H119V45H118ZM123 47H124V46H123ZM214 47H215V46H214ZM101 48H102V47H101ZM157 48H158V47H157ZM182 48H183V47H182ZM189 48H190V47H189ZM261 48H262V47H260V49H261ZM97 49H99V48L97 47ZM137 49H139V44H138V48H137ZM168 49H169V50H168ZM251 49H252L253 51L250 50V48H248L247 50L249 51V53H251L250 51H252V54H254V53H255V52H254L255 49H253V48H251ZM76 50H77V51H76ZM114 50H115V49H114ZM177 50H178V51H177ZM210 50L213 51V49H209V51H210ZM243 50H244V49H243ZM84 51H85V52H84ZM102 51H103V49H102ZM167 51H168V54H169V55H167L168 57H167L166 54H165ZM189 51H190V50H189ZM195 51H196V50H195ZM195 51H191V52H192V53H193V52L195 53ZM211 51H210V53H212ZM214 51H215V50H214ZM214 51H213V52H214ZM219 51H220V50H219ZM245 51H246V50H245ZM257 51H258V50H257ZM4 52H5V51H4ZM12 52H13V51H12ZM103 52H104V51H103ZM111 52H112V51H111ZM216 52H217V50H216ZM221 52H222V51H220V53H221ZM64 53H65V55H67L68 53H69L70 55L68 54V56L65 57V55L63 56ZM88 53H89V52H88ZM194 53H193V54H194ZM207 53H208V52H207ZM214 53H215V52H214ZM218 53H219V52H218ZM218 53H217V54H218ZM260 53H261V52H260ZM19 54H20V53H19ZM148 54H150L151 57L153 56V54H151V53H148ZM148 54H147V55H148ZM173 54H174V55H173ZM178 54H179L180 56H181V55H183V56H182V57H180V56H177V57H176L175 55H178ZM221 54H223V53H221ZM101 55H102V56H101ZM104 55H105V56H104ZM186 55H188V54H186ZM195 55H196V53H195ZM195 55H194V56H195ZM210 55H211V54H210ZM212 55H214V54H212ZM240 55H241V54H240V52H238V51H237V52H233V53H232L231 60H230V62H231L230 65H233V66L235 67V65H237L239 62H241V60H240L241 58H240V57H241L242 55H241V56H240ZM9 56H10V55H9ZM106 56L109 57V59H111V61H109V60H105V59H102V58H106V59H108ZM150 56H148V57H150ZM174 56H175V57H174ZM203 56H204V55H203ZM203 56H202V53H201L200 56H199V58H200L201 60H202V59L205 60L206 57H203ZM205 56H206V55H205ZM207 56H208V57H207V58H208L207 60L209 61V54H208ZM214 56H215V55H214ZM255 56H256V55H255ZM25 57H26V56H25ZM92 57H93V55H92ZM155 57H156V55H155ZM196 57H197V56H196ZM202 57H203V58H202ZM242 57H243V56H242ZM0 58H1V57H0ZM87 58H88L89 60H88ZM146 58H147V57H146ZM174 58H175V59H176V58L178 59V60L176 59L177 61L175 60V63H174V64H176V65H174V64L172 63V62L174 61V60H173ZM179 58H181V59H179ZM210 58H213V56L210 57ZM26 59H25V60H26ZM67 59H68V60H67ZM27 60H26V61H27ZM71 60H72V62H71ZM136 60H138V59H136ZM144 60H145V59H144ZM147 60H148V59H147ZM147 60H145V61H147ZM196 60H197V58H196ZM216 60H217V59H216ZM216 60H215V62H217ZM256 60H257V59H256ZM16 61H17V60H16ZM68 61L70 62V64L68 63ZM101 61H100V62H101ZM103 61H104V62H103ZM112 61H113V62H112ZM141 61H143V59H141L140 62H141ZM151 61H152V60H151ZM154 61H155V62H154ZM183 61L185 62L186 59L183 60ZM183 61H181V62H183ZM199 61H200V60H199ZM213 61H214V60H213ZM223 61H224V60H223ZM223 61H222V62H223ZM3 62H4V61H3ZM3 62H1V64H2ZM96 62H97V61H96ZM109 62H110V64H109ZM111 62H112V63H111ZM135 62H136V61H135ZM140 62H139V63H140ZM158 62H159V64H158ZM197 62H198V60H197ZM197 62L195 61V63H197ZM218 62H219V61H218ZM103 63H104V64H103ZM115 63H114V64H115ZM130 63H131V62H130ZM132 63H133V62H132ZM139 63H138V64H139ZM145 63H146V62H144L143 65H144ZM153 63H152V65H153V67L155 68L156 66H155V64H153ZM193 63H194V62H193ZM202 63H203V62H202ZM206 63H207V62H205V64H206ZM226 63H227V62H226ZM71 64H72V65H71ZM91 64H92V66H93L92 68H95L97 64H98L97 66H99V65H100V66H99V67H96V69H92V68H91ZM126 64H127V63H126ZM136 64H137V62H136ZM148 64H150V61H149ZM203 64H204V63H203ZM203 64L200 63L198 66H196V65L194 64V65H195L194 67H196V68L198 69V67H199L200 65L203 66ZM205 64H204V65H205ZM251 64H252V63H251ZM12 65H13V64H12ZM27 65H28V64H27ZM27 65H26V66H27ZM31 65H32V66H31ZM69 65H70V66H69ZM123 65H124V67H123ZM128 65H129V64H128ZM134 65H135V64H134ZM134 65L132 64V67H131V68L133 69V72H134V70H135V68H136ZM152 65H150V68H148V69H147V66L145 67V68L147 69V70H146V71H147V74H148V72H150L149 69H151V71H155V70H156L157 67H156L155 70H154V69L152 68ZM158 65H159V66H158ZM172 65H173V66H172ZM184 65H185V67H187L186 65H188V64H184ZM184 65L181 63V67H180V65H178L179 68H177V69H180V70L183 69ZM138 66H139V65H138ZM138 66H137V67H138ZM161 66H162V68H161ZM182 66H183V67H182ZM189 66H190L189 68L191 69V72H193L192 70H193L194 67H191L192 64L189 65ZM226 66H227V65H226ZM233 66H232V67H233ZM245 66H246V65H245ZM8 67H9V66H8ZM28 67H29V66H28ZM71 67H72V68H71ZM113 67H114V68H113ZM139 67H141V69H137V70H138V71L141 70L140 73H142V72L144 71L143 73H144L145 77L147 76V77L150 78V76H148L150 73H149L148 75H146V74H145L146 72H145V70L143 69V67H142V66H139ZM205 67H206V66H205ZM221 67H222V66H221ZM230 67H231V66H230ZM256 67H258V66H256ZM256 67H254V69H255ZM0 68H1V67H0ZM4 68H5V67H4ZM16 68H17V67H16ZM20 68H21V67H20ZM107 68H108V67H107ZM107 68H106V69H107ZM112 68L114 69V71H113ZM126 68H127V67H126ZM164 68H165V69H164ZM189 68H188L187 70L190 71ZM200 68H201V66H200ZM200 68L198 69L199 71H201ZM210 68H211V67H210ZM215 68H216V67H215ZM14 69H15V68H14ZM91 69H92L93 71H92ZM100 69H101V70H98L99 73H102L103 71H107V70H102V68H100ZM103 69H104V68H103ZM128 69H129V68H128ZM132 69L129 70L130 73L132 72V71H131ZM185 69H186V68H185ZM197 69H195V71H197ZM73 70H74L75 74L78 75V77H75V80L73 81V84H75L74 87L76 86V87H75V91L73 90V87H72L73 84H72V80H71V73H72ZM90 70L93 72V73L91 72L92 74H89V73H90ZM115 70H116V71H115ZM124 70H127V69H124ZM160 70H157V72H159V73H163V72L160 71ZM218 70H220V69H218ZM4 71H5V70H4ZM4 71H1L0 75H1V77H4V76H5L6 79H7V77H8L7 75H9V73H8V71H6V72H7V73H6L7 75H6V74L4 75V73H3ZM13 71H14V70H13ZM129 71H127V72H129ZM199 71H198V72H199ZM203 71H204V73H203ZM203 71H201V72H202L203 75H205V69H204ZM220 71H221V73H222L223 68H222ZM254 71H255V70H254ZM256 71H257V70H256ZM15 72H16V71H15ZM15 72H14V73H15ZM31 72H32V71H31ZM96 72H95V73H96ZM111 72H110V73H111ZM169 72H171V71L169 70ZM181 72H182V71H181ZM181 72H180V73H181ZM201 72H200V73H201ZM211 72L213 73V71H211ZM10 73H11V72H10ZM17 73H18V71H17ZM32 73H33V72H32ZM97 73H98V72H97ZM99 73H98V74H99ZM110 73H108V74H110ZM116 73H115V74H116ZM134 73H135V75H136V71H135ZM151 73H152V72H151ZM155 73H156V71H155ZM155 73H154V76H155V75H156V76L158 75V77H160L161 74H159V73L155 74ZM171 73H172V72H171ZM174 73H177V72L175 71ZM189 73H190V72H189ZM207 73H208V72H207ZM207 73H206V74H207ZM212 73H211V75H213ZM75 74H74V75H75ZM115 74L113 75V77H115V78H116V76L118 77L119 74H116V76H115ZM120 74H121V75L123 74L122 77H124V76H125V71H124V73L122 72V73H120ZM152 74H153V73H152ZM152 74H151V75H152ZM181 74H182V73H181ZM192 74H193V73H192ZM209 74H210V73H209ZM209 74H208V75H209ZM218 74H219V73H218ZM246 74H247V73H246ZM94 75H95V74H94ZM99 75H100V74H99ZM102 75H103V73H102ZM104 75L106 76V74H104ZM104 75H103V76H104ZM110 75H112V74H110ZM121 75H119V76H121ZM135 75H134V77H132L131 80H129V79H128V80H127V79L124 80V81L127 82V83H126L127 85L125 84V85H126V88H129L128 82H131L130 90H129V92H128L127 94L130 93L132 96H133V95L135 96L136 93H138L137 90L140 88L139 86H142V85L144 86V87L142 86L144 89H142V88H141V89L143 90V92H145V93H141V94H144L143 97H145V94H146V93L149 94V93H151L152 91H153L154 93L157 92V91H155V90H152L151 88H152V86H154V87L157 88V87L160 85V84H158V83H159V82H158V79H159L158 77H157V78H158L157 80H150L149 78H147V77L145 78V77L143 76L145 79L143 78L142 80H140V79L142 78V74L137 73V75H136V76H135ZM139 75H141V76H139ZM174 75H175V74H174ZM211 75H209V76H210L211 78H214V80H215L214 83H212L213 80L210 79V80H211V84H212V85H211V86H212V89L210 88L209 90H210V91H211V90L213 91V93H212L211 95L214 94V91H215V93H218V92H219V91L217 90V88H216L217 86H215V85H218V83H219V86H220V83L222 82V81H220V80H223V76L227 79V80H226V83H225V95H224V96H225L224 98H225V100H226L227 102L224 104V106L227 105L228 114L226 113V115H223V116H225L224 118H226V116H228V117H227V122H226V123L224 122L225 124H224L223 122H221L222 126H225V127L230 126V128H234V127H236V131L239 133V134H237V135H238L239 137H241V138H245V140H246V139L250 140V139L252 138V135H255V137H257V136H258V133H259L261 130L264 129V126H262L263 129L260 127L262 124L264 125V123H262L261 121L258 122L259 120L257 121V118H258V117L256 118L255 110H254V107H255L254 104H255V103H254V101L252 100L250 93L247 92V89H246V86H245L246 83L244 84V86H245L246 92L249 93V94H247V93H246V94H243V93H241V92L239 91V89H238L239 84H238V83H239L240 81L237 82V78L234 77V76H232V75H230V74L227 72V70H226V73H225V74L223 73V75H222V74H219V75L215 74V75H217V79H218V78H219V79L221 78L218 82H217V80L215 79L216 76L214 75L215 77H213V76H211ZM75 76H76V75H75ZM95 76L98 77V75H95ZM138 76H139V77H138ZM152 76H153V75H152ZM152 76H151V77H152ZM172 76H173V73H172ZM172 76H169V77L171 78V80H173V82H174L173 84H174V85L171 84L172 81H171V83L169 82L170 79L168 80L167 77H165L167 80H166V79H163V78H162V75H161V78L159 79V80H160V83H162V79H163V82L166 81L167 84H168L167 86H169V87H170V86L172 87V85L175 86V83H176V85H178V83L174 81V79H175L176 77H173V78H174V79H173ZM175 76H178V77L176 78L177 81H178L179 75H175ZM193 76H194V75H193ZM195 76H196V75H195ZM195 76H194V77H195ZM205 76H206V78H208L207 75H205ZM219 76H222V77H219ZM253 76H254V75H253ZM79 77H80V79H78ZM99 77H100V76H99ZM122 77H120V78H122ZM140 77H141V78H140ZM189 77H190V76H189ZM201 77H202V76H201ZM240 77H241V76H240ZM26 78H28V77H26ZM73 78H74V77H73ZM76 78H77L78 81L76 80ZM101 78H102V76L100 77V79H101ZM104 78H106V77H104ZM154 78H155V77H154ZM154 78H152V79H154ZM186 78H187V77H186ZM195 78H198V77H195ZM225 78H224V79H225ZM256 78H257V77H254V79H256ZM262 78H263V77H261L260 79L262 80ZM4 79H5V78H3V80H4ZM8 79H11V78H10V75H9V78H8ZM12 79H13V78H12ZM16 79H18V78H17V74H16ZM95 79H96L95 82H97L96 84H98V80H99V79H98V78H95ZM97 79H98V80H97ZM106 79H107V78H106ZM112 79H113V80H112ZM146 79H147V80H146ZM155 79H156V78H155ZM179 79H180V78H179ZM182 79H184V78H182ZM187 79H188V78H187ZM190 79H191V78H190ZM192 79H193V77H192ZM192 79H191V81H188V82H189V83H193V82H192ZM202 79H203V78H202ZM202 79H201V81H202ZM208 79H209V78H208ZM208 79H206V80L208 81ZM242 79H243V78H242ZM258 79H259V77L257 78V81H259ZM31 80H32V79H31ZM33 80H34V79H33ZM35 80H34V84L37 85V83H35V82H36ZM101 80H103V78H102ZM101 80H100V81H101ZM110 80H111V81H110ZM194 80H195V79H194ZM204 80H205V79H204ZM7 81H8V80H7ZM11 81H12V80H11ZM20 81H21V80H19V82H20ZM90 81H91V80H90ZM145 81H147V82H145ZM183 81H184V80H183ZM198 81H199V79H197V80L194 81V83H195L194 85L196 86V88H192V86H194L193 84H191L192 86H189V84H187V85H188L187 88H189V89H187L188 92H185V91L183 92V93L186 94V95H184V96L187 97V98H185V99H187V100H186V101H187V105L184 106L185 108L181 107V108H182V109H181V110H182L181 112L175 113L176 111H173V112L175 113V114H174V113H173V114H174V117L176 116L175 118H177L176 120H178V121H175V122H178L177 125H178L180 128H182V129H184V130L188 128L189 130H188V129H187V130L190 131V132H188L187 130H185V132L187 131L186 133H190V135L195 134V136H197L198 139H199V136H198L199 134H197V131L199 130L198 127H200V129L202 130V128H201L202 126H200V124H202V123H201V119H202V118H200L199 126H197L196 123H197V121H199V119L194 118V113H198V112H193V111H197V109H198L197 106L200 107V106H203V105H204V106H206V107L208 108V106H207L208 103H209V105H210V104H212V103L214 102V106H216V105L218 106V103H216V101H217L218 99L215 97V100H216V101H214V99H212L213 101H211V100H210L211 98H210V99H209V100H210L209 102H207V101L204 102L205 100H203V98H199V97L204 96L203 94H205V92H206V94H207V88H206V89H203V87L200 86V83H199V85L196 84V82L198 83ZM262 81H263V80H262ZM0 82H1V84L4 83V82L2 81L1 78H0ZM2 82H3V83H2ZM14 82H18V80H17V81H14ZM27 82L29 83L28 80H27ZM30 82H31V81H30ZM32 82H33V81H32ZM102 82H103V81H102ZM107 82H108V81H106V82L104 81L103 83L106 84ZM140 82H144V84H140ZM166 82L164 83V86H165ZM178 82H179V81H178ZM188 82H187V83H188ZM215 82H216L217 84H215ZM241 82H242V81H241ZM241 82H240V83H241ZM263 82H264V81H263ZM6 83H7V82H6ZM39 83H38V84H39ZM81 83H82V84H81ZM109 83H107V84H109ZM256 83H258V82H256ZM7 84H8L7 87L9 88V82H8ZM14 84H16V83H13L12 85H14ZM18 84H19V83H18ZM79 84H81V87L83 88V90H81L82 88L80 87ZM83 84H84L85 87L82 86ZM101 84H102V83H101ZM129 84H130V83H129ZM135 84H136V85H135ZM138 84H139V86H138ZM156 84H157V85H156ZM170 84H171V85H170ZM179 84H181V82H180ZM183 84H184V82H183ZM183 84H182V85H183ZM201 84H202V82H201ZM258 84L260 85V83H258ZM10 85H11V84H10ZM28 85H30V83H29ZM39 85H40V84H39ZM93 85H94V87H93ZM155 85H156V86H155ZM161 85H163V83H162ZM161 85L159 86V88L162 87ZM182 85H181V86H182ZM184 85H185V84H184ZM1 86H2V85H1ZM26 86H27V84H26ZM178 86H179V85H178ZM178 86H177V87H178ZM181 86H180V88H181ZM185 86H186V85H185ZM198 86H199V88H198ZM205 86H206V85H205ZM214 86H215V88H213ZM242 86H243V85H242ZM244 86H243V90H244ZM15 87H17V86H15ZM78 87H80V89H79ZM114 87L112 88V90H116ZM121 87H122V86H121ZM121 87H119L121 90L125 88L124 86H123L124 88H121ZM177 87H176V88H177ZM183 87H184V86H183ZM190 87H191V89H190ZM8 88H6V89H8ZM11 88H12V87L10 86L9 89L11 90ZM13 88H14V87H13ZM38 88H39V87H38ZM43 88H44L45 90H44ZM77 88H78V89H77ZM159 88H158L157 90L160 91L161 88H160V89H159ZM167 88H168V87L165 88L166 91L168 90ZM180 88H177V89H179V90H182V89H183V88H182V89H180ZM204 88H205V87H204ZM219 88H220V87H219ZM240 88H241V87H240ZM251 88H253V90H256L254 86H251ZM260 88H261V87H260ZM263 88H264V87H263ZM21 89H22V91L25 90V89H23L22 87H21ZM30 89H31V88H30ZM76 89H77V91H76ZM100 89H101V91H98V90H100ZM120 89H118V90H120ZM141 89H139V91H140ZM147 89H151V90L148 92ZM162 89H163V88H162ZM162 89H161V90H162ZM170 89H171V88H170ZM172 89L174 90V88H172ZM177 89H175L174 92H175ZM185 89H186V88H185ZM213 89H214V90H213ZM43 90L45 91V93L43 92ZM78 90H80V92H78ZM96 90H97L98 92H97ZM118 90H116V91H118ZM126 90H127V89H126ZM173 90H171V93H173L172 95H174ZM187 90H186V91H187ZM200 90H201V91L203 90L202 93L204 92L203 94L201 93L202 95H198V94H197V93L200 94ZM260 90L263 91V89H260ZM6 91H7V90H6ZM22 91H21V92H22ZM36 91H37V92H36ZM39 91H40V92H39ZM73 91H74L75 94H77V95H78V94H83L84 96H86L85 94H87V96H89L90 99H89V98L87 99V97H86V100H87V101L90 100V102L92 101L91 103H89V104H92V105H91V106H92V109L95 108V106H96V105H94L95 102H98V103H99L100 101L103 100V98H105V99L107 98L106 100H103L104 103L101 102L102 105H103L102 108L100 107L101 104L99 103V104H100V105H99L100 110L98 109V107L95 108V109H98V111H101V113H99L98 111H96V112H98V113H92V114L90 115L89 113H91V112L88 113V111H85V112L88 113V115H87V114H86V116L80 115V114L82 113V111L80 110L81 113H80V112L78 113V110H77V109H79V108H75L73 105L70 104V103H73V102L76 101V100H75L76 98H75L73 101H71V99H73V98H72V97H73V96H72ZM81 91H83L85 94H84L83 92H81ZM166 91H165V92H166ZM210 91H209V92H210ZM212 91H211V92H212ZM250 91H251V90H250ZM261 91H260V92H261ZM7 92H8V91H7ZM102 92H103V94H106V95L101 94ZM121 92H122V91H120V93H121ZM123 92H124V94H125V89H124ZM140 92H141V91H140ZM140 92H139V93H140ZM153 92H152L151 94H154ZM180 92H181V91H180ZM260 92H258V90H257V94H258V93L260 94ZM9 93H12V92L9 91ZM36 93H37V95H39V93H42L41 95H39V96L41 97V99L38 100V101H37V99H39L40 97L37 96ZM120 93H117L116 95H120V96H122ZM139 93H138V94H139ZM177 93H178V90H177V92H175V95H174L175 97H177V95H178V96L181 95V94H177ZM181 93H182V92H181ZM244 93H245V92H244ZM261 93H262V92H261ZM44 94H45V95H44ZM88 94H89V95H88ZM122 94H123V93H122ZM130 94H129V96H128V97H130V99H131V98L136 99V98L139 97V96L136 97V98H135V97H131ZM155 94H156V93H155ZM155 94H154V95H155ZM30 95H31L32 97H31ZM35 95H36V96H35ZM83 95H82V96H83ZM102 95H103L104 97H103ZM146 95H147V94H146ZM149 95H150V94H149ZM149 95H148V96H149ZM196 95H197V96H196ZM207 95H209V96H207V98L204 96L205 99H208V97H211L210 93H208ZM220 95H221V93H220ZM222 95H223V94H222ZM23 96H24V93H23ZM110 96H112V95H110ZM148 96H146V97H147L146 100H147V99L149 100L150 96H149V98H148ZM182 96H183V94H182ZM75 97H76V96H75ZM114 97H115V96H114ZM116 97H117V96H116ZM170 97H171V96H170ZM196 97H197V98H196ZM213 97H214V96H213ZM213 97H212V98H213ZM220 97H221V96H220ZM20 98H21V97H20ZM44 98H45V99H44ZM139 98H140V97H139ZM139 98H138V99H139ZM141 98H142V97H141ZM177 98H178V97H177ZM198 98L201 100V102H202L203 104L201 103V105H199V103H198L199 99H198ZM26 99L28 100V97H27V98L25 97V99H24V104H26V103H25V102H26V101H25ZM34 99H33V100H34ZM84 99H85V98H84ZM117 99H118V98H117ZM120 99H122V97H120ZM130 99L127 100V96H126V98L123 99V101H125V100H126L127 102H128V101H129V102H130V101H134V100H130ZM138 99H136V102H137ZM143 99H144V100H143ZM143 99H142V101H146L145 98H143ZM150 99H151V98H150ZM171 99H173V98H171ZM182 99H183V98H182ZM182 99H181V100H182ZM185 99H184V102H185ZM21 100H22V99H21ZM46 100H47V102H46ZM109 100H110V98H109ZM174 100H175V99H174ZM181 100H180V101H181ZM221 100H222L221 102H223V98H222V97H221ZM64 101H65V99H64ZM87 101L83 102V104H84V105L87 104ZM110 101H111V100H110ZM110 101H109V102H110ZM182 101H183V100H182ZM219 101H220V100H219ZM36 102H38V104H36ZM80 102H82V101H80ZM93 102H94V104H93ZM111 102H112V101H111ZM111 102H110V103H111ZM134 102H135V101H134ZM146 102H147V101H146ZM146 102H145V103H146ZM184 102H183V103H184ZM221 102H220V103H221ZM21 103H22V101H21ZM46 103H48L47 106H46ZM65 103H66V102H65ZM75 103H76V102H75ZM110 103H109V104H110ZM119 103H120V102H119ZM138 103H139V102H138ZM168 103H169V102H168ZM172 103H173V100H172ZM172 103H171V105H172ZM180 103H181V102H180ZM183 103H182V104H183ZM185 103H186V102H185ZM185 103H184L183 105H185ZM196 103H198L197 106H196ZM206 103H207V105H206ZM261 103H262V102H261ZM107 104H108V102H107ZM117 104H118V103H117ZM117 104H114V102H112V105H114L115 108L110 107L111 110H109V109L107 108L108 106H106L105 109H106V110L108 109L109 111H112V112L114 113ZM121 104H122V103H121ZM128 104H131V103H127L126 106H127ZM132 104H133V103H132ZM135 104H136V103H135ZM148 104H149V103H148ZM148 104H147V105H148ZM150 104H151V103H150ZM222 104H223V103H222ZM259 104H260V103H259ZM30 105H31V104H30ZM30 105H29V106H30ZM74 105H75V104H74ZM84 105H83V106H84ZM112 105H111V106H112ZM124 105H125V104H124ZM124 105H123V106H124ZM137 105H138V104H137ZM151 105H152V104H151ZM164 105H165V104H164ZM168 105H169V104H168ZM171 105H169V106L171 107ZM173 105H174V104H173ZM177 105H178V104H177ZM180 105H181V104H180ZM263 105H264V101H263ZM39 106H40V108H39ZM85 106H86V105H85ZM87 106H88V104H87ZM109 106H110V105H109ZM118 106H120V105H118ZM118 106H117V109H118ZM133 106H135V105H133ZM133 106H132V107H133ZM174 106H175V105H174ZM181 106H182V105H181ZM194 106H196V108H194ZM214 106H213V107H214ZM220 106H221V104H220ZM77 107H78V106H77ZM142 107H143V106H142ZM149 107H150V106H149ZM151 107H152V106H151ZM153 107H154V106H153ZM170 107H169V108H170ZM175 107H176V106H175ZM178 107H179V106H178ZM86 108H87V107H86ZM86 108L83 109V111H84V110H87ZM122 108H123V109H122V113L124 114L123 110H124L125 108H124V107H122ZM135 108H136V106H135ZM140 108H141V107H140ZM157 108H159V106H157ZM160 108H162L161 110H164L163 107H160ZM214 108H215V107H214ZM34 109H35V110H34ZM90 109H91V108H90ZM90 109H89V110H90ZM95 109H93V110H95ZM113 109H114V111H113ZM117 109H116V111H117ZM120 109H121V108H120ZM120 109H119V110H120ZM136 109H137V108H136ZM143 109H144V108H143ZM179 109H180V108H179ZM193 109H194V110H193ZM195 109H196V110H195ZM220 109H221V110L223 109V105L221 106ZM17 110H16V111H17ZM41 110H42V109H41ZM108 110H107V111H108ZM119 110H118V112H119ZM131 110H132V109H131ZM141 110H142V109H141ZM148 110H149V109H148ZM156 110H157V109H156ZM168 110H169V109H168ZM168 110H167V111H168ZM172 110H174V107H173ZM172 110H171L170 112H172ZM214 110H215V109H213V112H214ZM49 111H50L51 113H49ZM91 111H92V110H91ZM107 111H106V112H107ZM116 111H115V112H116ZM126 111H128V113L131 114V111H129V110L126 109V110H125V113H127ZM150 111H152V110L150 109ZM150 111H149V112H150ZM200 111H201V110H200ZM210 111H211V110H210ZM94 112H95V111H94ZM120 112H121V111H120ZM136 112H137V111H136ZM136 112H135V113H136ZM144 112H147V111L144 110ZM149 112H148V113H149ZM155 112H157V111H155ZM28 113H29V114H28ZM109 113H111V112H109ZM158 113H159V111H158ZM164 113H165V112H164ZM93 114H94V115H93ZM96 114H100V115L102 114V115H101L102 117H101L100 115L98 116V115H96ZM107 114H108V112L106 113V115H107ZM144 114H145V113H144ZM151 114H152V112H151ZM155 114H156V113H155ZM224 114H225V113H224ZM31 115H32V116H31ZM95 115H96V117H94ZM111 115H112V113L110 114V116H111ZM141 115L143 116V114H141ZM145 115H146V114H145ZM149 115H150V113H149ZM152 115H153V114H152ZM159 115H160V114H159ZM159 115H158V116H159ZM212 115H213V114H212ZM241 115L244 116L246 120H244V121H240L238 117L241 116ZM259 115H260V114H257V116H259ZM28 116H29V117H32L33 119H32L31 121H29V117H28ZM97 116H98V117H97ZM107 116H108V115H107ZM123 116H124V115H123ZM125 116H126V115H125ZM132 116H133V118H135V117H134V114H133ZM162 116L164 117V115H162ZM196 116H197V115H195V117H196ZM203 116H204V114H203ZM44 117H45V116H44ZM81 117H82V118H81ZM108 117H109V116H108ZM143 117H144V116H143ZM146 117H148V115H146ZM170 117H171V116H170ZM205 117H206V116H204V118H205ZM244 117H242V118H244ZM26 118H28V121H29V122H27ZM40 118H41V120H40ZM106 118H107V117H106ZM109 118H110V117H109ZM125 118H126V117H125ZM136 118H137V117H136ZM151 118H152V117H151ZM166 118H167V117H166ZM172 118H173V116H172ZM172 118H171V119H172ZM175 118H174V119H175ZM204 118H203V119H204ZM255 118H256V119H255ZM45 119H46V118H45ZM101 119H102V120H101ZM107 119H108V118H107ZM110 119H111V118H110ZM113 119H115V118L113 117ZM113 119H112V120H113ZM123 119H124V118H123ZM127 119H128V118H127ZM149 119H150V118H148V120H149ZM161 119H162V118H161ZM194 119H196V121H195ZM205 119H206V118H205ZM207 119H209V118H207ZM240 119H241V118H240ZM112 120H111V121H112ZM128 120H129V119H128ZM145 120H146V119H145ZM148 120H147V121H148ZM150 120H151V119H150ZM150 120H149V121H150ZM180 120H181V121H180ZM223 120H224V119H223ZM255 120H256L257 122H256ZM260 120H261V119H260ZM42 121L45 122V120H42ZM85 121H86V122H85ZM130 121H131V120H130ZM138 121H143V119H141V120L139 119ZM166 121H167V119H166ZM166 121H164V122H166ZM172 121H174V120L172 119ZM205 121H206V122H204V123L206 124V123H207V120H205ZM44 122H43V123H44ZM46 122H45V123H46ZM95 122H96V123H95L96 125L99 124L98 120H96ZM179 122H181V125H182V123H184L183 126H180V125H179V124H180ZM255 122H256V124H255ZM32 123H31V124H32ZM47 123H46V124H47ZM97 123H98V124H97ZM107 123L110 125V128H113L112 125L109 123L108 120H107ZM111 123H112V122H111ZM119 123H120V122H119ZM124 123H125V122H124ZM127 123H128V122H127ZM127 123H126V124H127ZM130 123H131V122H130ZM143 123H144V122H143ZM143 123L141 124V122H140L139 124H141V126H142ZM168 123H170V122H168ZM204 123H203L202 125H204ZM258 123H259L260 125H258ZM37 124H35V126H36ZM105 124H106V119H105ZM128 124H129V123H128ZM132 124H133V122L131 123V125H132ZM137 124H138V123H136V125H135V126H137L136 128H138V125H139V124H138V125H137ZM155 124H156V123H155ZM195 124H196V126H195ZM221 124H220V125H221ZM227 124H228V126H226ZM230 124H231L233 127H231ZM40 125H41V124L39 123V126H40ZM86 125H88V123H87ZM93 125H94V124H93ZM93 125H92V126H93ZM103 125H104V124H103ZM106 125H107V124H106ZM106 125H105V126H101L100 128H99V126H98V127H96V128L99 130V132H102V131L105 132V131H106L105 133H108L107 130L104 131V127H105V129H106ZM109 125H107L108 128H109ZM117 125H120V124H117ZM131 125L129 124L130 127H129L128 125H127V126H128L129 128H131ZM175 125H176V123H175ZM185 125H186V128L184 127ZM255 125H256L257 127H259V128H257ZM27 126H29V125H27ZM32 126H33V125H32ZM41 126H42L41 129H37V127H36V129H37L38 131L43 130V125H41ZM41 126H40V127H41ZM113 126H115V125H113ZM123 126H126V125L124 124ZM127 126H126V128H127ZM132 126H133V125H132ZM141 126H139V127H141ZM148 126H149V125H148ZM204 126H205L206 130H208L207 132H211V130L213 129V127H212V129L210 128V131H209V127L207 126V127H208V128H207L206 125H204ZM204 126H203V127H204ZM222 126H221V129H220V130H222L223 128H225V127H222ZM47 127H48V126H47ZM144 127L146 128L145 125H144ZM194 127H195V129H194ZM196 127H197V128H196ZM34 128H35V127H34ZM96 128H95V129H96ZM101 128H102V130H101ZM114 128L117 129V127H114ZM124 128H125V127H124ZM124 128H123V132H124V133H125V131L129 132V131L131 130V129H130V130H128V129L126 130V128H125V129H124ZM141 128H142V127H141ZM147 128H148V127H147ZM160 128H161V127H160ZM228 128H229V127H228ZM228 128H225V129H228ZM36 129H35V130H36ZM116 129H114L115 132H116V135L114 136V138H112V137L110 136L112 139H115L116 136L118 137L117 134H120V131H119V133H117L118 131H116ZM190 129H192V131H191ZM196 129H197V130H196ZM216 129L219 130V128H214V129H213V133H212V132H211V133L214 134V133H215L214 130H216ZM225 129H224V133L226 132ZM37 130H36V131H37ZM86 130H87V129H86ZM89 130H90V129H89ZM98 130H97V131H98ZM109 130H110V129H109ZM121 130H122V129H121ZM139 130H140V129H139ZM143 130H144V129H143ZM184 130H183V131H184ZM195 130H196V131H195ZM201 130L198 131V133H200V132L202 133L203 131H201ZM206 130H205L204 134L206 133ZM218 130H216V131H218ZM231 130H233V129H231ZM231 130L229 129V130L226 132V134H229V135H230V134L232 133L231 135H233V136H232V138H233V142H230V141H229V143L232 144V143H235V141H234V135H236V133L233 134V131L230 132ZM234 130H235V129H234ZM25 131H26V132H25ZM27 131H28L27 128H24V133H25V135H27L28 133H29V134H28L29 136L32 135V134H30V132H27ZM47 131H46V132H47ZM112 131H113V130L111 129V132H112ZM153 131H154V130H153ZM156 131H157V130H156ZM193 131H194V132H193ZM111 132L108 133V135H110V134L112 135ZM127 132H126V133H127ZM134 132H135V130H134ZM134 132L131 130L130 135H131V134H135V136H136V133H137V132H136V133H134ZM138 132L140 133L141 131H138ZM222 132H223V131H222ZM39 133H40V132H39ZM113 133H114V131H113ZM121 133H122V131H121ZM124 133H122V134H124ZM142 133H143V131H142ZM220 133H221V132H220ZM224 133H222V134H224ZM82 134H83V133H82ZM92 134H93V132H92ZM97 134H98V132H97ZM99 134H100V133H99ZM99 134H98L97 136L100 137ZM114 134H115V133H114ZM114 134H113V135H114ZM127 134H128V133H127ZM150 134H151V133H150ZM196 134H197V135H196ZM204 134L202 133V136H204V138H205V139H204V142H205V140L208 138V137L206 138L205 135H208V134H205V135H204ZM263 134H264V133H261V134L259 135V137L262 136ZM39 135H40V134H39ZM46 135H47V133H46ZM46 135H45V136H46ZM78 135H81V134H78ZM87 135L89 136L90 134L88 133ZM104 135H106V134H104ZM124 135H125V134H124ZM130 135L128 134L129 139H131V138H130ZM22 136H23V135H21L20 137H22ZM29 136H27V137H29ZM43 136H44V135H43ZM135 136H134V137H135ZM137 136H138V134H137ZM151 136H152V135H151ZM153 136H155V135H153ZM202 136H201V137H202ZM214 136H215V135H213V137H214ZM246 136H247V137H246ZM48 137H47V138H48ZM80 137H81V136H80ZM92 137H93V135H92ZM101 137H102L104 140H106V139L104 138L105 136H104V137L101 136ZM101 137H100V140L102 139ZM119 137H121V134H120ZM119 137H118V138H119ZM122 137H125V136L122 135ZM138 137H139V136H138ZM156 137H157V136H156ZM201 137H200V138H201ZM209 137H210V139H211V136H209ZM225 137H226V135L223 136V138H221L222 140H221L220 142L225 141V139H226ZM235 137H236V136H235ZM29 138H30V137H29ZM29 138L26 139V138L24 137V143H25V144H24V147L21 146V143H20V145H19V147L24 148V153H28V150H29V151H32V149L30 150L28 146H29V144L31 145L34 141L31 142V141H32V140H31V141H30L31 143H29V142L27 141V140H29ZM89 138L91 139V135H90ZM106 138H107V137H106ZM108 138H109V137H108ZM127 138H128V137H127ZM127 138H126V139H127ZM151 138H152V137H151ZM151 138H150V139H151ZM195 138H196V137H195ZM202 138H203V137H202ZM241 138H235V139H237L238 142H239V140L241 141V142H239V143H240V144L242 143V145H240L237 141H236V143H238L237 145H239V146H241L242 148H244V152H246L245 150H247L248 147L253 148V147H254L253 144H255L256 142H258V143H256V144H259L258 147L261 145L262 142H264V139H263L264 136H262V139H261V137H260V138H259V141L253 139L254 141L251 140V141L249 142V143H251V145L253 146V147H251V145H250L249 143H247L248 141H244V139L242 140ZM249 138H250V139H249ZM20 139L22 140V138H20ZM79 139H80V138H79ZM85 139H87V137H85ZM95 139H96V138H95ZM98 139H99V138H98ZM109 139H110V138H109ZM210 139H209V140H210ZM212 139H213V138H212ZM48 140H49V139H48ZM48 140L45 139L44 141L49 142ZM87 140H88V141H86V142H87V145H88V143L90 144V146L88 145V147H90V148L92 149L91 145L93 144V142H91V141H92L93 139L90 140V141H89V139H87ZM104 140L98 141V144H99V143H103L104 145L107 144L106 146H108V143H109V142L106 143V142H104ZM116 140H117V139H116ZM190 140H191V139H190ZM190 140H189V141H190ZM214 140H215V139H214ZM230 140H231V139H230ZM261 140H263V141H261ZM26 141H27L29 144H28ZM44 141H43V142H44ZM79 141H82V140H79ZM102 141H103V142H102ZM118 141H119V140H118ZM125 141H126V140H125ZM127 141H128V140H127ZM147 141H148V140H147ZM157 141H158V140H157ZM183 141H185V140H183ZM206 141H207V140H206ZM243 141H244V146H247V148L243 146ZM119 142H120V141H119ZM122 142H123V141H121L120 144H122V146H123L125 143H124V142L122 143ZM134 142H135V141H134ZM137 142H138V140H137ZM151 142H152V141H151ZM151 142H150V143H151ZM193 142H194V141H193ZM252 142H253V143H252ZM259 142H260V143H259ZM34 143H35V142H34ZM41 143H42V142H41ZM91 143H92V144H91ZM135 143H136V142H135ZM141 143H142V146H143V142H141ZM141 143H140V144H141ZM148 143H149V141H148ZM156 143H157V142H156ZM156 143H154V145H155ZM168 143H169V142H168ZM183 143H184V142H183ZM183 143H182V144H183ZM208 143L210 144V142H208ZM212 143H213V141L211 142V144H212ZM223 143H227V144H228V142H223ZM26 144H27V145H26ZM42 144H43V143H42ZM80 144H81V143H80ZM118 144H119V143L117 142V145H116V144L113 145V146H114L113 148H115V146H116V147L119 146V147L121 148V150L124 149L123 147H121V146L118 145ZM137 144H138V143H137ZM137 144H136V146H137ZM204 144H205V143H204ZM217 144H218V143H217ZM227 144H223V145L226 146ZM231 144H228V146L231 147ZM246 144H248V145H246ZM262 144H263V143H262ZM32 145H33V144H32ZM43 145H44V144H43ZM43 145H42V146H43ZM96 145H97V144H96ZM132 145H133V143H132ZM147 145H148V144H147ZM157 145H158V143H157ZM159 145H160V144H159ZM212 145H213V144H212ZM218 145L221 146L220 144H218ZM218 145H217V146H218ZM223 145H222V146H223ZM14 146H15V145H14ZM106 146H104V147H105L106 149H108V147H106ZM124 146H125V150H126V149L129 148L130 144H125ZM133 146H134V145H133ZM142 146H141V147L138 146V147H140L142 150H144V149L142 148ZM164 146H166V145H165L164 142H163V148H165V149L168 148V147L166 148V147H164ZM183 146H184V145H183ZM203 146L205 147V145H203ZM232 146H233V145H232ZM235 146H236V145L234 144L233 147H235ZM47 147H48V146H47ZM81 147H84V148L86 149L87 146L84 144V145H82ZM97 147H98V150H99V151L97 150V151H98L97 153H101V154H97V153H96V150L92 149V150L94 151L93 153H95V154H96L95 156H96L97 158H99V159H97V161H98V160H102L103 158L105 159V157L108 158V159H107V158H106V159H107V161H108L107 163H109V165H106L107 163H106V161H105L104 159H103V160H104L106 166L104 167V165H102L104 168H106V170H107L108 173L111 172L110 169L112 168V165L114 166V164H116V166H114V167H117L118 169L121 168V167H122V168L125 167V164H121V161L124 160V159H122V156L119 157V158H121L122 160L120 159L121 161H120L119 163L116 162L117 159H116L115 156H117V155L120 154V148H119V147H118V149H117V152H119V153H118L117 155H115V156H114V155H110V156H109L110 158L108 157V154L110 153V150H111V149H108V151H109V152H108L106 149H103L104 147H102L101 145H100V146H97ZM101 147H102V149H101ZM111 147H112V145H111ZM111 147H109V148H111ZM130 147H132V146H130ZM138 147H137V148H138ZM193 147H194V146H193ZM233 147H231V149H229V148L226 146L225 148H228L229 151H230V150H234V151H235L236 148H235V149H232ZM236 147H237V149H238V148L240 149V147H238V146H236ZM258 147H257V148H258ZM26 148H27V150H26ZM40 148H41V147H40ZM134 148H135V147H134ZM137 148L133 149V150H132V153H133L134 150L137 151V150H138ZM144 148H145V147H144ZM146 148H150V147H149V146H148V147L146 146ZM146 148H145V149H146ZM151 148H153L152 145H151ZM159 148H160V147H159ZM159 148H157V149H159ZM161 148H162V146H161ZM182 148H183V147H182ZM182 148H180V149H182ZM208 148H210V146H209ZM220 148H221V147H220ZM223 148H224V147H223ZM223 148H222V149H223ZM225 148H224V149H225ZM250 148H249V149H250ZM259 148H260V147H259ZM15 149H16V150H20V149L18 148V146H17V147H14V150H13V151H15ZM85 149H84V153L86 152ZM100 149H101L102 152L100 151ZM131 149H132V148H130L129 150H131ZM136 149H137V150H136ZM141 149H140V150H141ZM154 149H156V148L154 147L152 150H150V152L153 151ZM183 149H184V148H183ZM183 149H182V150H183ZM239 149H238V150H239ZM86 150H87V149H86ZM88 150H89V149H88ZM104 150H106V152H105ZM115 150H116V149H115ZM125 150H124V151H125ZM148 150H149V149H148ZM148 150H146V151L148 152ZM162 150H163V149H162ZM241 150H242V149H241ZM261 150H262V149H261ZM8 151H11V150H8ZM13 151H12V152H13ZM46 151H47V150H46ZM103 151H104V153H107V152H108V153H107V154H104ZM146 151H145V152H146ZM236 151H237V150H236ZM242 151H243V150H242ZM38 152H39V151H38ZM38 152H36V153H37V156H38L39 158H40V156H41L42 154L45 155V153H47V152H45V151H44L45 153H42V154H40V153H38ZM48 152H49V151H48ZM88 152H89V151H88ZM117 152L115 151L114 154L117 153ZM121 152H122V151H121ZM150 152H149V154H150ZM156 152H157V150H156ZM156 152L154 151V153L152 154V156H153ZM159 152H161V151L158 150V152H157L158 155H159ZM164 152H165V151H163V153H164ZM167 152H168V149H167ZM212 152H213V151H212ZM227 152H228V151H226V153H227ZM230 152H231V151H230ZM230 152H228V153L230 154ZM237 152H238V151H237ZM256 152H257V151H256ZM260 152H261V151H260ZM13 153H14V152H13ZM15 153L17 154L18 151L15 152ZM84 153H83V154H84ZM90 153H92V152H90ZM93 153H92V154H93ZM102 153H103L104 155H103ZM126 153H127V152H126ZM130 153H131V152H128V153H127L128 156L131 155ZM135 153H136V152H134V154H135ZM165 153H166V152H165ZM210 153H211V152H210ZM232 153H233V152H232ZM261 153H262V152H261ZM261 153H258V154H260V156H259L258 154H257V155H258L259 157H261V156H262ZM263 153H264V152H263ZM28 154H29V153H28ZM30 154H31V153H30ZM30 154H29L28 158H29L32 162L34 161L35 165H36L37 168H38V172H37L38 174H37V177H36V179H35V183H36L35 188H36V186H37V187L39 186V188H40V192H41V194H39V196L42 195V196H41L42 198H45V197H47V196H50V199H53V198L51 197L50 183H49L48 180H47V168H49V166L47 167L44 163H42V162L40 161L41 159H44V158H41L40 160H38V158H37L36 156H34V155H30ZM38 154H39V155H38ZM110 154H113V153H110ZM123 154H125V153H123ZM123 154H122V155H123ZM157 154H155L154 156H156ZM184 154H185V153H184ZM184 154H183V155H184ZM187 154H188V153H187ZM238 154H239V153H238ZM242 154L244 155V153H242ZM48 155H49V154H48ZM86 155H87V152L84 154V157H86ZM100 155H101L102 157H101ZM105 155H106V156H105ZM147 155H148V154H147ZM166 155H167V154H166ZM168 155H169V154H168ZM170 155H171V154H170ZM173 155H174V154H173ZM188 155H189V154H188ZM257 155H256L257 160H258L259 162H262L264 159H262V158H261V159L258 158ZM46 156H47V155H46ZM49 156H50V155H49ZM56 156H57V155H56ZM89 156H90V155H89ZM98 156H100V157H98ZM112 156H114V157H112ZM128 156H126V154H125V156H123V157H126V158H127V159H125V160H127V162H125V163H131V159L133 158V157H132L133 155H131V157H130L131 159H130V160H129ZM148 156H149V155H148ZM196 156H197V155H196ZM209 156H210V155H209ZM223 156H226V155H223ZM223 156H221V157H223ZM233 156H235V155L233 154ZM240 156H241V155H240ZM263 156H264V155H263ZM35 157H36V158H35ZM53 157H54V156H53ZM162 157H163V156H162ZM171 157L173 158V156H171ZM177 157H178V156H177ZM189 157H193V155H192V156H189ZM201 157H202V158H204V157L207 158L206 154H205V156H204V155H201ZM201 157H200V156L198 157V158H199V159H198V160H199V163L197 162V166H201V164L203 165V162H204V161H206L205 164H208L207 162H210V161H207L208 159H206V160H202ZM231 157H232V156H231ZM236 157H237V156H236ZM238 157H239V155H238ZM17 158H18V157H15V159L12 158V161H13V160H14L15 162L17 161V163L19 164V161H21V160H20V158H19V159H17ZM24 158H25L24 160L26 161V163H24V165H25V164H27V160H26L27 157L24 156ZM33 158H35V159H33ZM45 158H46V157H45ZM57 158H58V157H57ZM112 158H114L116 161H115V162H112V161L114 160V159H112ZM154 158H155V157H154ZM166 158H167V157H166ZM169 158H170V157H169ZM169 158H167V159H169ZM175 158H176V157H175ZM184 158H185V160H184ZM187 158H188V157H187ZM223 158H224L225 161H226V160L228 161V159H229V157H227V156H226V159H225V157H223ZM227 158H228V159H227ZM29 159H28V160H29ZM46 159H47V158H46ZM87 159H88V158H87ZM141 159H142V158H141ZM141 159H140V160H141ZM146 159H147V158H146ZM156 159H157V158H156ZM161 159H162V158H161ZM167 159H166V160H167ZM176 159H177V158H176ZM218 159H219V157H218ZM218 159H217V160H218ZM220 159H221V158H220ZM238 159H240V158H237V159H235V160H229L228 164L226 163L225 166H223V169H222L223 172H224V170L227 169V167H228L229 178H231V179H230V182L234 180V179L232 178L233 175H237L236 178L234 177L235 179H237V177L239 176V175L237 174V172L239 173V172H241V171H243V170H245V171L247 170V168H246L247 165H246V164L243 163V164L245 165V168H244V166H243V167L240 166L241 162H243L244 160L241 159V162H239ZM243 159H244V158H243ZM30 160H29V161H30ZM85 160H86V159H85ZM103 160H102V161H103ZM111 160H112V161H111ZM133 160H134V159H132V162L135 161V160H134V161H133ZM144 160H145V159H144ZM144 160H143V161H144ZM182 160H183V161H182ZM182 160H181L182 162H179V163H183V162L186 163V154H185V157H182ZM200 160H202L203 162H200ZM214 160L216 161L215 158H214ZM214 160H213V161H214ZM255 160H256V159H255ZM255 160H254V162H255ZM25 161H24V162H25ZM47 161H48V159H47ZM93 161H96V160H93ZM110 161H111L112 163H111ZM118 161H119V160H118ZM128 161H130V162H128ZM149 161H150V160H149ZM151 161H152V160H151ZM167 161H168V160H167ZM170 161H171V159H170ZM170 161H169V162H170ZM173 161H174V160H173ZM178 161H179V159H177V162H178ZM48 162H49V161H48ZM52 162H53V161H52ZM123 162H124V161H123ZM123 162H122V163H123ZM144 162H145V161H144ZM144 162H143V164H144ZM157 162H158V161H157ZM164 162H165V161H164ZM169 162H168V163H169ZM50 163H51V162H50ZM98 163H99V162H98ZM98 163L96 162V164H98ZM113 163H114V164H113ZM153 163H154V162H153ZM160 163H161V162H160ZM162 163H163V162H162ZM168 163H167V165L170 164V163H169V164H168ZM217 163H219V160L216 161V162H214V164L211 162V164H213V165H214L215 167H217V168H215L214 166H213V168H211V167H210L211 164H210L209 166H207V168H204V169H203V167L201 166V167H202V170L204 171L205 169H208V168L210 167L211 170H212V169H215L214 172H216V173H217L218 171H222V170H219V169H218V165H217ZM224 163H225V162H224ZM245 163H247V162L245 161ZM262 163H263V162H262ZM20 164H21V163H20ZM111 164H112V165H111ZM117 164H118L119 166H118ZM132 164H133V163H131L129 166H130V167H133L134 164H133V165H132ZM145 164L147 165V162H145ZM145 164H144V166H143L144 168L142 167V169H143L142 171H144V169H145V167H146ZM149 164H150V163H149ZM165 164H166V163H165ZM173 164H174V163H173ZM176 164H177V163H176ZM247 164H250V163H247ZM251 164H253V162H252ZM55 165H56V164H55ZM59 165H60V164H59ZM131 165H132V166H131ZM135 165H136V164H135ZM141 165H142V164H141ZM141 165H139V166H141ZM153 165H156V164H153ZM167 165H166V166H167ZM170 165H171V167H172V164H170ZM178 165H179V164H178ZM263 165H264V164H263ZM51 166H52V165H51ZM56 166H57V165H56ZM102 166H101V167H102ZM174 166H175V165H174ZM197 166L195 165L194 168L197 167ZM204 166L206 167V165H204ZM114 167H113V168H114ZM127 167H128V165H127ZM156 167H158V166H156ZM167 167H169V166H167ZM185 167H186V165H185ZM185 167H183V169H184ZM201 167H200V168H201ZM225 167H226V168H225ZM248 167H249V166H248ZM98 168H99V166H98ZM117 168H114V169H117ZM122 168H121V169H122ZM200 168L198 167L197 170L199 171ZM242 168H243V170H242ZM249 168H250V167H249ZM252 168H253V167H252ZM49 169H51V168H49ZM58 169H59V168H58ZM64 169H65V168H64ZM108 169H109V170H108ZM121 169L118 170V171H119L118 175H117V173H116L115 175H113V176L111 177V179L113 180L114 184H115L116 182L118 183V184L114 185L115 187L118 186V185H119L118 187H121V185L119 184L120 181H121V183H122L123 180L125 181V180L128 179V178L130 179L129 176H128V178H127L126 174H127V173H131V172H128V170H127V171L124 170V169H126V168H124L123 170L126 172V174L123 175V172H124V171H121L122 174H120V170H121ZM128 169H129V170H132V168H131V169L128 168ZM135 169L137 170V168H135ZM138 169H139V168H138ZM158 169H159V168H158ZM163 169H164V168H163ZM183 169H182V170H183ZM216 169H217V171H216ZM250 169H251V168H250ZM30 170H31V168H29V171H30ZM62 170H63V168H62ZM133 170H134V169H133ZM133 170H132V171H133ZM153 170H154V169H153ZM155 170H156V169H155ZM159 170H160V169H159ZM167 170H168V169H167ZM195 170H196V168L194 169V171H195ZM202 170L199 171V172H200L199 174H197L198 171H195L196 174H197L198 176H200V178H197V175L195 176V172H194V171H193L194 173H191V172H192L191 170H190L191 172H189V171L187 172V170H185L184 173H183V171H182V173H179V172H181V170H180V171H178V173L176 172L175 174H172V172H171L170 174H172V175H170L169 177H168V174H169V173L167 174V172H168L169 170H168V171L163 170L164 173H165V175L167 174V175H166V176L168 177V178L166 177L167 179L164 177V175H163V177H161L160 174L162 173V171L160 170L161 173H158L159 175L157 174V176H160L159 179L161 180V184L159 183L160 180L157 179L158 177H156V181H155V179H154V178H155V175H152V176L154 177V178H153V177H151L150 174H149L148 177H150V178H148V179H151V180L148 181V182L154 184V185L152 186L153 189H151V188H147V189H148V192H146L147 190H146V191H145V190H142V193L146 192L147 194L150 193L148 196H150V195H151V196H152V195L155 196L154 194H156V192L159 191V190H158L159 187H162V189H161V188H160V189H161V190H164L163 193H165V194L168 193L167 195H169V196L167 197V196L164 194V195H163V198H162V194H163V193L160 195V194H159L160 191H159L157 194H158V196L160 195V198H161V199H160L157 195H156V198H153V199L156 200L157 198H159L160 201H162L163 199H165V200H164L165 203H164V201H162L161 204H160V201L157 199V201L159 202V205H157L158 202L155 203L156 201H154L155 206H153V205H154V203H153V201H152L153 199H152V200H150V198H148V200L145 199V202H143V201H144V199H143V201H142L141 203H143V205H146V206H147V203H146V202H149V200H150V202H149L150 205L147 206V207H150V209H147V208H146V209H145V208L141 209V206H142V205H141V203H140L141 206H140V208H138L139 211H140V213L147 211L148 213H150V215H152V216L154 215L153 217L150 216L152 219H153V218H156L157 216H158L157 219H160V218H159L160 216H161V218H163V217H168V219H166V218L162 219L163 222H164L165 219H166L167 221H165V222H168V224L171 223V222H169V221L175 222V221L177 220V223H178V224H177V223L172 224V225H176V226H177V227H174V228H177L176 230L174 229L175 232L178 231L179 227L181 228V227L185 226V225H183V222H184V221H187L186 219L189 218V219H192V220L194 221V219H193L194 216H195V219H196V216H197V218H198V216L200 215V213H202V212H200V211H201L203 208H205V206H203V205H205V203H206V206H207L206 208H208V205H210V203H209V202L207 203V202H206V201H207L206 199H207L208 196H211V194H209V193H211V192H215V190L213 191L212 189H214V188L216 189V188H217V187H214V186L216 185V184L214 183L215 180L211 179V182L208 183V180H209L208 178H209L210 176L207 178L208 180L201 179V178H202L201 176H202L203 174L206 175L205 173H207V174L211 173V174L214 175V176H215L216 173H213V170H212V172H210L211 170H209V172H208V170H206V172H205V171L203 172ZM240 170H241V171H240ZM256 170H257V169H256ZM258 170L261 171V174L263 173L262 175H263V178H264V168L259 167ZM113 171H114V170H113ZM113 171H112V173H113ZM115 171L118 172L117 170H115ZM115 171H114V173H115ZM140 171H141V169H140ZM142 171H141V172H142ZM148 171H149V170H148ZM165 171H166V172H165ZM172 171H173V170H172ZM175 171H176V170H175ZM175 171H174V172H175ZM201 171H202L203 174L201 173ZM226 171H227V170H225L224 173H226ZM245 171H243V173H244ZM249 171H250V170H249ZM30 172H33V171H30ZM34 172H35V171H34ZM34 172H33V173H34ZM97 172H98V171H97ZM101 172H102V171H101ZM125 172H124V173H125ZM246 172H247V171H246ZM246 172H245V173H246ZM33 173H32V174H33ZM35 173H36V172H35ZM48 173H49V175L51 174V172H48ZM102 173L105 174V172H102ZM259 173H260V172H259ZM119 174H120V176H119ZM153 174H155V173H153ZM201 174H202V175H201ZM221 174H222V175H221ZM49 175H48V176H49ZM61 175H62V174H61ZM121 175H123V177H121ZM129 175H130V174H129ZM216 175H217V174H216ZM220 175L223 176V173L220 172L219 175H218V177L221 178ZM241 175H242V174H241ZM63 176H64V175H63ZM67 176H68L69 179H68V178L66 179ZM105 176H106V175H105ZM115 176H117L118 178L121 177L122 180H121V178H120L119 181H118V178H117V181H116V179H114V178H116ZM145 176H146V174H144L143 181H144ZM24 177H25V176H24ZM50 177H51V176H50ZM124 177H125V178H124ZM132 177H133V176H131V178H132ZM138 177H139V176H138ZM206 177H207V175H206ZM206 177H205V178H206ZM254 177H255V176H254ZM254 177H253V179H254ZM139 178H142V177H139ZM139 178H138V181H137L136 183H139V182H140ZM161 178H163V179H161ZM164 178H165V179H164ZM203 178H204V177H203ZM239 178H240V177H239ZM256 178L259 179V180H261V179L258 178V177H256ZM51 179H52V178H51ZM106 179L108 180V179H110V178H108V176H107ZM111 179H110V181H112ZM153 179H154V180H153ZM92 180H93V179H92ZM94 180H95V178H94ZM94 180H93V182H94ZM114 180H115L116 182H115ZM130 180H131V179H130ZM135 180H136V179H135ZM146 180H147V176H146ZM152 180H153V182H152ZM158 180H159V181H158ZM218 180H219V179H218ZM103 181H104V180H103ZM108 181H109V180H108ZM124 181H123V182H124ZM126 181H127V180H126ZM128 181H129V180H128ZM128 181H127V182H128ZM133 181H134V180H133ZM154 181H155V183H154ZM157 181H158V182H157ZM237 181H238V180L233 181V182L235 183V184H234V183L232 182L233 185L236 186V185H237V183H236ZM28 182H29V181H28ZM52 182H53V181H52ZM95 182H96V181H95ZM95 182H94V183H95ZM134 182H135V181H134ZM187 182L191 183V186H188V187H190L189 189H186V188H187V185H186V184H189V183H187ZM212 182H213L214 185L211 186V188H210V185H212ZM216 182H217V181H216ZM230 182H229V183H230ZM238 182H239V181H238ZM94 183H93V184H94ZM111 183H112V182H111ZM111 183L109 182V185H110V186L113 185V184L111 185ZM140 183H141V182H140ZM140 183H139V184H140ZM156 183L160 184V185H158V189H157V191L155 190V189L157 188V186L155 185ZM218 183L221 184L220 181H218ZM232 183H230V185H232ZM53 184H54V183H53ZM53 184H52V185H53ZM64 184H65V183H64ZM93 184H92V185H93ZM95 184H96V183H95ZM132 184L135 185V183H132ZM141 184L143 185V186H141V188H140V187L138 188V186L135 188L136 190L139 189V192L141 191L140 189H143L145 182H144V184H143V182H142ZM141 184H140V185H141ZM152 184H151V185H152ZM209 184H210V185H209ZM28 185H30V184H28ZM90 185H91V184H90ZM123 185H124V186H123ZM127 185H128V183H127ZM133 185H132V186H133ZM136 185H137V184H136ZM136 185H135V186H136ZM145 185H146V184H145ZM147 185L150 186V184H147ZM161 185H162V186H161ZM192 185H193V186H192ZM261 185H262V184H261ZM32 186H33V185H31L30 187L28 186V197H29V199H31L32 201H35L36 198H35V197L33 196V194H32V192H33V191H32V189H33ZM94 186H95V185H94ZM94 186H93V187H94ZM114 186H113V187H114ZM125 186H126V185H125L124 183H122V188H124ZM154 186H156V188H155ZM216 186H218V185H216ZM220 186H221V185H219L218 188H220ZM223 186H224V185H222V187H223ZM235 186H233V187H235ZM262 186H263V185H262ZM24 187H25V186H24ZM54 187H56V186L54 185ZM91 187H92V186H91ZM93 187H92V189H93ZM98 187H99V186L96 184L94 190L96 191V188H97V189L100 190V192L102 191L101 193H104V191H106V190H105L106 188H105L104 186H102V187H104L105 189H103L102 187H100L102 190H101L100 188H98ZM118 187H117V188H118ZM146 187H148V186H145L144 188H146ZM150 187H151V186H150ZM184 187H186V188H184ZM192 187H193V188H192ZM194 187H198L196 191H194V190H195ZM25 188H26V187H25ZM108 188H109V187H108ZM108 188H107V189H108ZM122 188H120V189H122ZM154 188H155V189H154ZM173 188H176L177 190H179V189L181 190V189L184 188L185 190H182V191H184V193L186 192V190H188V191L192 190V191H190V192L193 193V194L191 195V197L189 196V197H186V198H185V195L187 194V192H186L185 195H184V193H183V195H180L179 193H180L181 191H180V192H179V191H176V189L174 190ZM223 188H226V187H223ZM223 188H221L219 192L216 191V192L213 193V194H214L215 196L218 195L219 198H220V197H223V196L219 195V194L221 193V191L223 190ZM227 188H229V186H228ZM236 188H237V190H238V187H237V186H236ZM263 188H264V186H263ZM52 189H53V188H52ZM58 189H59V188H58ZM118 189H119V188H118ZM120 189H119V190H120ZM132 189H133V188L131 187V190H132ZM149 189L152 190V191L154 190V194H153V193L151 194V191H150ZM172 189H173V192L176 191V192L179 194V195H175V196H178V197H181V196H182V197L177 199V197L175 198L174 195L170 196V194L173 193V192L171 191ZM210 189H211V190H210ZM234 189H235V188H234ZM129 190H130V187H129V189H128L126 192H128ZM131 190H130V191H131ZM136 190H135V191H136ZM226 190H227V189H226ZM263 190H264V189H263ZM263 190H261L262 193H264ZM108 191H109V190H108ZM122 191H123V190H121V193H123ZM135 191H134V192H135ZM155 191H156V192H155ZM227 191H228V190H227ZM59 192H61V190H60ZM98 192H99V191H97L96 194H97L98 197H99V193H98ZM106 192H107V191H106ZM112 192H113V191H112ZM118 192H119V193H118ZM170 192H171V193H170ZM176 192H174L173 194H175ZM244 192H246V191H244ZM101 193H100V194H101ZM116 193H117V194H115V195L112 196V193L110 194V192H109L108 195H110V197H111V196H112V197H116V198H113V199H117V200H118L117 197H120V196H122L123 194L120 195V191H117ZM177 193H176V194H177ZM222 193H223V192H222ZM222 193H221V194H222ZM229 193H230V192H227V193H225V194H229ZM253 193H254V192H253ZM62 194H63V193H62ZM118 194H119V196H117ZM223 194H224V193H223ZM225 194H224V195H225ZM97 195H96V197H97ZM145 195H146V194H145ZM187 195H189V193H188ZM100 196H101V195H100ZM151 196H150V197H151ZM153 196H152V197H153ZM164 196H166V197H164ZM225 196H226V195H225ZM98 197H97V198H98ZM112 197H111V199H112ZM126 197H127V195H126ZM152 197H151V198H152ZM171 197H172V198H171ZM228 197L230 198V201H231V197H230V196H228ZM173 198H175V200H174ZM47 199H48V197L46 198V200H47ZM220 199H221V198H220ZM256 199H257L258 201H259V199H260L259 202L256 200V201L258 202V205H256V206H258L259 209L261 208L260 213H257L256 217H254V218H253V217H250V218L246 219V224H244V225H245V226H244V233H242V237H243V238H242V239L240 238L239 240H236V245H235V247H234V252H235V253L223 257V259L221 260V261L223 262V264H238V263H240L245 257L250 256V251H252L254 254H257V255H258L259 257H261V258L264 257V250H263V248H262V247H264V228H263V227H264V213H262V210H263V212H264V209L262 208V207L264 206V202H263V201H264V200H263V199H264V195H263V199H262V197H260V196H259V197H256ZM0 200H1V199H0ZM39 200H40V198H39ZM53 200H54V199H53ZM64 200H65V198H64ZM64 200H63V201H64ZM99 200H101V199H99ZM102 200H103V199H102ZM102 200H101V202H103ZM107 200H108V199H107ZM135 200H136V199H135ZM173 200H174V202H175V201L177 202L176 205L173 204V202H172ZM212 200H213V199H212ZM212 200H211V201H212ZM1 201H2V200H1ZM1 201H0V202H1ZM151 201H152V202H151ZM170 201H171L172 203H171ZM216 201H218V200H216ZM216 201H212V202H216ZM221 201H223V200H219L220 205H221ZM72 202H73V201H72ZM99 202H100V201H99ZM166 202H167V203H166ZM223 202H224V201H223ZM223 202H222V205H223ZM236 202H237V201H236ZM47 203H48V200H47ZM107 203H108V201H107ZM117 203H118V202H117ZM117 203H116L115 207L117 206ZM151 203H152V205H151ZM162 203H163V204H162ZM244 203H246V202H244ZM259 203H260L261 206L259 205ZM67 205H69V203H67ZM112 205H113V203H112ZM211 205H215V203H211ZM216 205H219V203L216 202ZM222 205H221V207H222ZM1 206H2V202H1ZM1 206H0V207H1ZM106 206H107V205H106ZM146 206H144V207H146ZM223 206H224V205H223ZM228 206L230 207V205H226V207H223V208H227ZM117 207H118V206H117ZM117 207H116V208H117ZM212 207L215 208V209H213V208L210 207V208H208L207 210H208V211H209V210L212 211V209H213L215 212L218 210L217 213L220 212V209H217V208L214 207V206H212ZM217 207H220V206H217ZM221 207H220V208H221ZM1 208H2V207H1ZM112 208H114V207H112ZM200 208H201V209H200ZM253 208H254V207H253ZM3 209L6 210V208H3ZM109 209H110V208H109ZM126 209H127V208H126ZM140 209H141V210H140ZM144 209H145V211H143ZM199 209H200V210H199ZM216 209H217V210H216ZM257 209H258V208H257ZM259 209H258V210H259ZM1 210H2V209H1ZM5 210H4V211H5ZM116 210H117V209H116ZM131 210L134 211L135 209H131ZM205 210H206V209H205ZM207 210H206V211H207ZM227 210H228V211H234V209L231 210V207H230V209L227 208ZM206 211H205V212H206ZM208 211H207V212H208ZM211 211H210V212H211ZM214 211H213V212H214ZM108 212H109V211H108ZM114 212H115V210H114ZM123 212H124V211H123ZM147 212H145L143 215H144V216H145L146 214L148 215ZM198 212H200V213L197 214ZM205 212H204V213H205ZM210 212H209V213H210ZM222 212H223V211H221L220 213H222ZM224 212H226V211H224ZM78 213H80V212L78 211ZM128 213H129V212H128ZM132 213H134V214H133V216H134V215H135V212H132ZM209 213H208L209 216L206 215L207 218H209V217L211 218V217H212V219H214V217H215V220H218V221H219V220H223V222H225V220H224L225 218L223 219V216H222L220 213H219V214H220L222 217L219 216V215H216V216H215V214H217V213H214V217H213V216H211L212 214L210 213V214H211V215H210ZM227 213H229V212H227ZM108 214H109V213H108ZM130 214H131V213H130ZM171 214H172V215H171ZM222 214H223V213H222ZM236 214H237V213H236ZM238 214H239V213H238ZM19 215H20V214H19ZM137 215H138V214H136V216H137ZM170 215H171V218L174 217L175 220H174V219L169 220ZM202 215H203V214H201V215L199 216V218L196 219V220L201 221L203 217H202V218H200V217H201ZM107 216H108V215H107ZM131 216H132V214H131ZM133 216H132V217H133ZM136 216H135V217H136ZM141 216H142V214H141ZM141 216H139V217H141ZM79 217H80V216H79ZM139 217H138V218H139ZM150 217L147 216V219H148V218L150 219ZM220 217H221L222 219H220ZM63 218H64V217H63ZM89 218H87V219L89 220ZM117 218H118V217H117ZM133 218H134V217H133ZM142 218H145V217H142ZM210 218H209V219H210ZM257 218H258V219H257ZM64 219H65V218H64ZM106 219H107V218H106ZM135 219H136V218H135ZM145 219H146V218H145ZM147 219H146V220H147ZM157 219H156V220H157ZM199 219H200V220H199ZM107 220H108V219H107ZM131 220H132V218H131ZM139 220H140V219H139ZM142 220H143V219H142ZM156 220H155V221H156ZM168 220H169V221H168ZM192 220H190V224L193 223ZM203 220H205V219H203ZM203 220H202V221H203ZM65 221H66V219H65ZM117 221H120V220H117ZM124 221H125V220H124ZM140 221H141V220H140ZM157 221H159V220H157ZM157 221L155 222V224L158 223ZM191 221H192V222H191ZM106 222H107V221H106ZM120 222H121V221H120ZM122 222H123V221H122ZM145 222H146V221H145ZM148 222H150V220H149ZM165 222H164V223H165ZM203 222H204V221H203ZM205 222H206V221H205ZM205 222L203 223V225H201V227H203L204 225L207 224V222H206V224H205ZM90 223H91V224H90ZM90 223L88 222V225L90 224V225L92 226V221H91ZM118 223H119V222H118ZM150 223H152V221H151ZM150 223H149V226H150ZM159 223H160V221H159ZM196 223H197L198 226L195 225ZM201 223H202V222H201ZM201 223L199 222V224H198L197 221H196V222L194 221V223H193L194 226H193V228H191V234L194 235V236L191 235V236H192V237L190 236L191 238H188L189 236L187 237V238L189 239V242H190V241L193 242V240H194L196 237H199V238L201 239V237L204 236V235H203L204 233L202 234V236H201V234L197 233V230L200 229V224H201ZM218 223H219V222H218ZM226 223H227V222H226ZM65 224H66V223H65ZM86 224H87V223H86ZM121 224H122V223H121ZM121 224H120V225H121ZM144 224L146 225V223H144ZM144 224H143V226H144ZM153 224H154V223H153ZM155 224H154V226H153L152 224H151V225H152L153 227H155L156 225H158V224H156V225H155ZM165 224H166V223H165ZM165 224H163L164 227H165ZM184 224H185V222H184ZM186 224H188V223H186ZM211 224H212V222H211ZM88 225H87V227H88ZM123 225H127V223H126V224H123ZM141 225H142V224H141ZM191 225H192V224H191ZM214 225H215V223L212 224L213 227H214ZM108 226H109V225H108ZM110 226H111V225H110ZM147 226H148V224H147ZM195 226H197V227H195ZM212 226H211V228H209L211 231H212V228H213ZM0 227H2V226L0 225ZM121 227H122V226H121ZM121 227H120V228H121ZM123 227H124V226H123ZM132 227H133V226H132ZM168 227H169V225L167 226V224H166L165 229H167ZM171 227H172V226H171ZM198 227H199V228H198ZM216 227H217L218 229H220V228H219V225L217 226V224H216ZM216 227H214V228H216ZM89 228H90V227H89ZM137 228H138V227H137ZM195 228H196V230H195ZM214 228H213V230H214ZM223 228H224V227H223ZM225 228H226V227H225ZM237 228H238V227H237ZM4 229H5V228H4ZM147 229H148V228H147ZM150 229H152V228L150 227ZM170 229L173 230V227L170 228ZM186 229H187L186 231L188 232V229H189V228H186ZM192 229H193V230H192ZM112 230H113V229H112ZM138 230H140V229H138ZM153 230H154V229H153ZM159 230H160V229H159ZM167 230H168V229H167ZM239 230H240V228H239ZM118 231H119V230H118ZM140 231H141V230H140ZM143 231H144V230H143ZM143 231H142V232H143ZM157 231H158V230H157ZM183 231L186 233V231H185L184 229H183ZM193 231H194V232H193ZM195 231H196V232H195ZM218 231H219V230H217V232H218ZM1 232H2V231H1ZM68 232H69V231H68ZM148 232L150 233L151 230H150V231L148 230ZM169 232H170L169 234L171 235V234H172L171 231H169ZM225 232H226V231H225ZM114 233H115V232H114ZM140 233H141V232H140ZM155 233H156V232H155ZM194 233H195V234H194ZM209 233H210V232H209ZM221 233H222V232H221ZM89 234H90V233H89ZM120 234H121V233H120ZM120 234L118 233V235H120ZM141 234H142V233H141ZM152 234H153V233H152ZM159 234H160V233H159ZM161 234L164 235L163 233H161ZM167 234H168V233H167ZM167 234H166V235H167ZM173 234H174V233H173ZM181 234H182V235H181ZM183 234H184V233H180V235L182 236V237L180 236V239L183 238ZM219 234H220V231H219ZM228 234H229V233H228ZM64 235H65V234H64ZM118 235H117V236H118ZM138 235H140V234H138ZM145 235H146V234H145ZM153 235H154V234H153ZM155 235L158 236V232H157ZM155 235H154V236H155ZM170 235H168V237L166 238V240L164 239L163 242L161 241L162 243H164V244H163V245H164L163 247H165V244H168V246H169L168 239H170V238H169ZM176 235H177V233H176ZM176 235H175V237H176ZM178 235H179V232H178ZM184 235H185V234H184ZM186 235H187V233H186ZM226 235H227V234H226ZM136 236H137V235H136ZM146 236H147V235H146ZM146 236H145V237H146ZM157 236H156V237H157ZM195 236H196V237H195ZM238 236H239V235H238ZM238 236H237V237H238ZM88 237H89V236H88ZM88 237H87V239H88ZM137 237H138V236H137ZM147 237H148V236H147ZM159 237H160V235H159ZM171 237H172V235H171ZM185 237H186V236H184V238H185ZM194 237H195V238H194ZM219 237H220V235H219ZM123 238H125V237H123ZM134 238H136V237H134ZM199 238H198V239H199ZM228 238H229V237H228ZM126 239H127V238H126ZM137 239H138V238H137ZM137 239H136V240H137ZM143 239H144V238H143ZM180 239L178 238V240H180ZM192 239H193V240H192ZM196 239H197V238H196ZM196 239H195V240H196ZM198 239H197V242H198V243H196L195 240H194L193 243L199 244L200 242L198 241ZM95 240H96V239H95ZM95 240H94V241H95ZM131 240H132V238H131ZM184 241L187 242V245H189V246L192 245V244H190L191 242L189 243L187 239H184ZM217 241H218V240H217ZM92 242H93V241H92ZM127 242H128V241H127ZM127 242H126V243H127ZM132 242H133V241H132ZM144 242H145V241H144ZM144 242H142V243H144ZM155 242H158V241H155ZM219 242H220V240H219ZM232 242H233V241H232ZM128 243H129V242H128ZM135 243H136V242H135ZM139 243H140V242H139ZM153 243H154V241H153ZM173 243H174V242H173ZM176 243H177V242H176ZM131 244H132V243H131ZM140 244H141V243H140ZM145 244H146V242H145ZM145 244H144V245H145ZM150 244H151V243H150ZM158 244H159V243H158ZM158 244L155 243V245H158ZM210 244H211V243H210ZM252 244H253L254 246H255V245H258V246L260 247V251H259V249H258V248H259L258 246L255 247V248L258 247V248H257L258 250H255V248L252 246ZM129 245H130V244H129ZM155 245H153V246H155ZM181 245H182V244H181ZM185 245H186V244H185ZM193 245H194V244H193ZM212 245H213V244H212ZM212 245H211V247H213V249L217 248V245H216V246H215V244H214V246H212ZM227 245H228V244H227ZM97 246H98V245H97ZM142 246H143V245H142ZM153 246H152V247H153ZM158 246H159V245H158ZM161 246H162V245L160 244V247H161ZM168 246H166V248H165V252H166V250H168ZM178 246H179V245H178ZM197 246H198V245H197ZM228 246H229V245H228ZM251 246H252L253 248H252ZM139 247H140V245H139ZM139 247H138V249H140ZM146 247H148V246L146 245ZM156 247H157V246H155L154 248L156 249ZM176 247H177V246H176ZM187 247H188V246H187ZM198 247L201 248V246H198ZM250 247H251V248H250ZM261 248H262V249H261ZM141 249H142V248H141ZM151 249H152V248H151ZM155 249H153V250H155ZM160 249H161V248L158 247V251H159ZM162 249H163V248H162ZM162 249H161V250H162ZM198 249H199V248H198ZM250 249H251V250H250ZM253 249H254V250H253ZM131 250H132V249H131ZM210 250H211V249H210ZM227 250H229V249H226L225 251L223 250V253L227 252ZM96 251H97V250H96ZM96 251H95V252H96ZM158 251H157V253H158ZM169 251H171V250H168V252H169ZM215 251H217V250L215 249ZM254 251H255V252H254ZM262 251H263V253H262ZM128 252H129V251H128ZM130 252L132 253V251H130ZM165 252H164V253H165ZM188 252H190V251L188 250ZM229 252H230V251H229ZM257 252H260L259 254H261V255H259ZM136 253H137V252H136ZM154 253H155V252H154ZM154 253H153V254H154ZM157 253H155V254H157ZM159 253H162V252L159 251ZM171 253H172V251H171ZM175 253H176V252H175ZM185 253H187V252H185ZM190 253H191V252H190ZM216 254H217V253H216ZM236 254H237V255H236ZM254 254H252V256H253ZM150 255H151V254H150ZM165 255L170 256V255H173V254H170V253L167 254V252H166ZM208 255H209V254H207V255H204V254H203V256H206V257H207ZM131 256H132V255H131ZM135 256H137V255L135 254ZM159 256H160V255H159ZM159 256H157V257H159ZM209 256H211V257H209ZM209 256H208V257H209V259H210V258H212V256H214V254H213V255H209ZM142 257H143V256H142ZM150 257H151V256H150ZM150 257H149V258H150ZM172 257H173V256H172ZM216 257H217V255H216ZM259 257H258V259H260ZM137 258H139V257H137ZM144 258H145V257H144ZM151 258H153V257H151ZM151 258H150V259H151ZM153 259H154V258H153ZM168 259H170V260H167V258H166L167 263H168V261H171V256L168 257ZM173 259H174V258H173ZM197 259H198V260H197ZM197 259L195 260V262L197 261V262L200 264V260H201V259L199 260L198 255H197ZM206 259H207V258H206ZM209 259H208V262H209ZM216 259H217V258H216ZM253 259L255 260V258H253ZM142 260H143V259H142ZM163 260L165 261V258H163ZM177 260H178V259H177ZM191 260H194V259H191ZM95 261H96L95 264H105V263H104L103 261H101L99 258H98L97 260H95ZM152 261H153V260H152ZM178 261H179V260H178ZM221 261H218V262L220 263ZM255 261H256V262H255ZM255 261H252V262H255V264H258V263H257V262H258L257 259H256ZM134 262H135V261H134ZM149 262H151V261L149 260ZM149 262H148V264H149ZM153 262H155V260H154ZM160 262H161V261H160ZM173 262H175V259L173 260ZM173 262H172V264H173ZM197 262H196L195 264H198ZM162 263H163V262H162ZM165 263H166V262H165ZM151 264H153V263H151ZM154 264H155V263H154ZM169 264H170V262H169ZM201 264H203V263H201ZM204 264H205V263H204ZM208 264H209V263H208ZM248 264H251V262H250V263L248 262Z\"/></svg>",
	"mask_w": 264,
	"mask_h": 264
}]
</instances>
